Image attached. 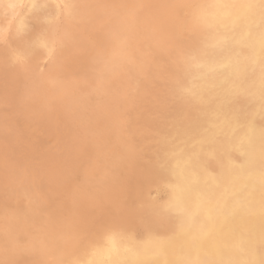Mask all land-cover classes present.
I'll list each match as a JSON object with an SVG mask.
<instances>
[{"label":"rangeland","instance_id":"rangeland-1","mask_svg":"<svg viewBox=\"0 0 264 264\" xmlns=\"http://www.w3.org/2000/svg\"><path fill=\"white\" fill-rule=\"evenodd\" d=\"M23 1H24V3H23ZM137 1L138 0H114V1L113 0H105V1L104 0L103 1L102 0H100V1L99 0H93V1L92 0L91 1L90 0H56V1L55 0H26V1L21 0L20 3H18L16 5H12L7 0L6 1L0 0V23H1L0 24V35H1L0 36V64H1L0 76H3L2 78L0 77V83H1L0 84V93H2V94H0V118L2 119V120L0 119V129H1L0 130L1 131L0 132V155H1L0 156V167H1L0 168V171H1L0 172L1 173L0 174V218H1L0 220H2V221H0V230H1L0 236H2V237H0V251L1 250L4 251V252L3 251L0 252V257H1L0 258V262H1L0 264H15V263L16 264H52V263L53 264H55V263L56 264H76V263L77 264H145V262H147V264H170L171 254H169V250H171L173 248L175 249V247H176V249H175V252H176L175 253V255H176L175 263L179 264V262H180V264H192L191 263V257L189 256L190 254L182 246H178V245H180V243H179L180 234L189 233L190 229L192 228V223H193L192 221L194 219L193 217L195 216V214H192V216L188 215L189 213L184 211V208H183V207H185V202H184L185 191H186L185 188L191 187L192 184H191V178H190L191 175L189 173H187L186 175L184 174L183 169H181L182 168L181 163H188L189 168L192 171H194L195 173L197 172L196 174L199 175V181L201 180L198 183L219 189L218 191L226 188L225 191L227 190L226 192H228V195L226 196L225 201H226V205H229L230 208H228L227 210H225L223 208L221 211H222V214L224 216L229 211L226 216L230 215L229 216V222L230 223L233 224L232 221H234L239 215H242L244 213V210L242 207V205H244L243 204V196H242V198L237 197V195H234V191H233L235 189L234 187L238 186L237 185V183H238L237 178H240L241 176L244 177L246 172H248L244 178L249 179V182H251L255 185L258 183L257 179L256 178L252 179V176L250 175L251 171H249V170L255 168V171H253V172H255L257 174H260L262 171L264 172V167H263L264 166V163H263L264 162V147H263L264 146V138H262V139L260 138V135H261V137L262 136L264 137V130H263L264 129V122H263L264 121V117H263L264 116V89H263L264 88V71H263L264 70V66H263L264 65V56H263L264 55V36L262 35V32L258 33V32H260L259 29L260 30H261V28L264 29V24H263V22H264V14H263V12H264V5H263L264 0H263V3H262V0H253V1L252 0H249V1L248 0H193V1L192 0H186V1H188V3L185 0H174V1L173 0H153V1L152 0H145V1L139 0L138 2ZM150 1H151V3H150ZM179 1H180V3H179ZM148 2L150 3L149 5H148ZM181 2L183 4H181ZM116 3H118V4H116ZM158 3L159 4L161 3V4L159 5ZM257 3H258V5H257ZM46 4H48V6H46ZM175 4H177L176 6L178 7V10H176L177 7L175 6ZM32 5H33V7H32ZM179 5H182L181 9H180ZM187 5L189 7H187ZM261 6H263V7H261ZM34 7H36V8H34ZM150 7H151V9H150ZM166 8H168V9H166ZM164 9H165V11H164ZM40 10H43V11H40ZM106 10L108 12H106ZM259 11H261V13H258ZM79 12H80V14H79ZM42 13H43V15H42ZM177 14H178V16H177ZM91 15H93V16H91ZM98 15H100V17H97ZM44 16H45V18H44ZM132 16H134V17H132ZM7 18H9V19H7ZM35 20L36 21L38 20V21L36 22ZM240 21H242V22H240ZM40 23L41 24L43 23V24L41 25ZM169 23H172L173 25L169 24ZM32 24H33V26H32ZM242 24H243V26H242ZM38 25H40V27ZM104 25H106V26H104ZM124 25L128 26L127 28H128V35L129 36H128V38H126L124 49H125V53L129 57V60H128L129 62H126V64H123V65L121 64V65L115 66L114 55H116L117 49L119 47L117 40H116V39H118V37H116V32L121 27H123ZM170 25L174 29L176 28L177 30L176 29L174 30ZM23 26H25L27 28H23ZM227 26H228V29H227ZM192 28H194L196 31ZM78 29H79V31H78ZM83 29H84V31H83ZM96 29H98V30H96ZM240 29H242V30H240ZM243 29H244V31H243ZM8 30H10V31H8ZM23 30H25V31H23ZM168 30L170 33L168 32ZM220 30H221V32H220ZM164 31H165V33H164ZM171 31H175L176 33L175 32L171 33ZM213 31H214V33H212ZM22 32L24 34H22ZM241 32H243V33L241 34ZM37 33H38V35H37ZM190 33H192V35ZM235 33H237V34H235ZM160 34H162V35H160ZM257 34H259V35L261 34V35L259 36ZM198 35H199V37H198ZM40 36H41V38H40ZM91 37L93 38V40ZM97 37H99V38H97ZM122 37H121V39H122ZM5 38H7V39H5ZM14 38H16V39H14ZM19 38H20V40H18ZM235 38H237V39H235ZM24 39H25V41H24ZM233 39H235V40H233ZM34 40H35V43H34ZM178 40H179V43L177 42ZM209 41H210V43H209ZM113 42H114V44H113ZM79 43L81 46L79 45ZM148 43H150V44H148ZM218 43H221V44H218ZM15 44H16V46H15ZM129 44H131V45H129ZM66 45L68 46V48ZM95 45H96V47H95ZM178 45H180V46H178ZM191 45H193V46H191ZM149 46H151L152 48ZM160 47H161V49H160ZM174 47H175V49H174ZM206 47H208V48H206ZM217 47H219V48H217ZM223 47H224V49H223ZM254 47L258 48L257 52L254 51V49H255ZM74 48H75V50H74ZM231 48H232V50H231ZM239 48L242 50H240ZM34 49H37V50L34 51ZM79 49H81V50L79 51ZM100 49H102V50H100ZM167 49H168V51H167ZM203 49H204V51H203ZM19 50H21V51H19ZM70 50H73V51H70ZM108 50H110V51H108ZM225 50L226 51L228 50V52H225ZM244 50H245V52H244ZM57 51H59V52H57ZM55 52H57V53H55ZM213 52H214V54H213ZM49 53H50V55H48ZM60 53H61V55H59ZM144 53L146 54V56ZM226 53L228 55H225ZM22 54H25L24 56L27 55L28 57L26 56L24 58V56ZM76 54H77V56H76ZM133 54H135V55H133ZM215 54H216V56H215ZM66 55H68V56L66 57ZM195 56H196V58H195ZM58 57H60V58H58ZM224 57H226V58L224 59ZM200 58H201V60H199ZM211 58H212V60H210ZM9 59H10V61H9ZM86 59H88V60H86ZM206 60H208V61H206ZM54 61H55V63H54ZM215 61H217V65L215 64L216 63ZM260 61H261V63H260ZM219 62H220V64H219ZM168 63H170V64H168ZM129 64H130V67H129ZM23 65H25V66H23ZM26 66L27 67L29 66V67L27 68ZM102 66L106 69H104ZM171 66L173 67L175 72L173 71ZM248 67H249V69H248ZM163 68H165V69H163ZM231 68H233V69H231ZM240 68H241V70H240ZM255 69L257 71H255ZM68 70H69V72H68ZM95 70L97 72L98 71L99 72L97 73ZM119 70H120V72H119ZM152 70H154V73ZM163 70H166V71H163ZM113 71H114V74H113ZM223 71H225V72H223ZM101 72L103 75H101ZM45 73H46V75H45ZM51 73L53 75H51ZM214 73L218 76H216ZM231 73L234 75H232ZM238 73H239V75H237ZM209 74L211 75L212 78L210 77ZM212 74H214V75L212 76ZM256 74H257V76H256ZM74 75H76V76H74ZM164 75L167 77V80H166V77ZM97 76H98V78H97ZM227 76H229V77H227ZM79 77H81V78H79ZM139 77H140V79H139ZM74 78H76V79H74ZM156 78L161 79V81L156 79ZM219 78H221V79L219 80ZM244 79H245V81H244ZM195 80H196V82H193ZM248 80H250V81H248ZM135 81H136V84H135ZM191 81L195 84H193ZM229 81H231V82H229ZM242 81H244V83ZM12 82H14V83H12ZM56 82H58V83L56 84ZM212 82H213V84H212ZM189 83H192V84L190 85ZM222 83H223V85H222ZM235 84H236V86H235ZM5 85L7 88L5 87ZM174 85H176V86H174ZM180 85H181V87H180ZM44 86H46V87H44ZM103 86H104V88H103ZM187 86H189V87H187ZM61 87H63V89ZM115 87H117V89ZM120 87L122 89H120ZM165 87H166V89H165ZM202 87L203 88L206 87V88L203 89ZM252 87H253V89H252ZM1 88H2V91H1ZM201 88H202V90L200 91ZM224 89H225V92H224ZM228 89H230V93H229ZM173 90H175V91L173 92ZM231 90H233V91H231ZM118 91L120 92V95H119ZM156 91H158V92H156ZM195 91H196V93H195ZM211 91H213V92H211ZM29 92H30V94H29ZM93 92H98L100 94L93 93ZM197 92H199V93H197ZM217 92H218V94H217ZM127 93H129V94L127 95ZM204 93H205V95H204ZM79 94H81V95H79ZM82 94H83V96H82ZM159 94L161 96H159ZM43 95H44V97H43ZM221 95H222V97H220ZM257 95H258V97H257ZM150 96L152 98H150ZM259 96L262 98H260ZM4 98H5V100H4ZM40 98H41V100H40ZM130 98L134 101V103ZM207 98H209V99H207ZM8 99H9V101H7ZM36 99H38V101ZM78 99H79V101H78ZM87 99H89V100H87ZM258 99L260 101H258ZM155 100H156V102H155ZM207 100H209V101H207ZM255 100H257V101H255ZM242 101H243V103H242ZM167 102H169V103H167ZM187 102L188 103L190 102V104H188ZM210 102H211V104H210ZM90 105H91V107H90ZM100 105H102V106H100ZM124 105H125V107H124ZM196 105L201 107V108L203 107V109L197 107ZM214 105H215V107H214ZM95 106H96V109H95ZM104 106H106V107H104ZM110 106L112 109L110 108ZM163 106H164V108H163ZM193 106H195V107H193ZM255 106H256V108H255ZM217 107H219V108H217ZM251 107L252 108L254 107V108L251 109ZM59 108L61 109V111L59 110ZM195 108H196V110H195ZM224 108H226V111ZM176 109H177V111H176ZM13 110L15 111V113ZM62 110H63V112H62ZM94 110H96V112H94ZM7 111L9 113H7ZM56 112H57V114H54ZM161 112H162V114H161ZM242 112H243V114H242ZM250 112L253 114H251ZM36 113H37V115H36ZM95 113H96V116H95ZM99 113H101V114L99 115ZM181 113H183V114H181ZM198 113H200V114L198 115ZM221 113H223V114H221ZM232 113H233V115H232ZM14 114H16V115H14ZM72 114H74V115H72ZM170 114H171V116H170ZM160 115H162V116H160ZM185 115H186V117H185ZM243 115H244V117H243ZM84 117H86V118L84 119ZM92 117H93V119H92ZM220 117H221V119H220ZM20 118H22V120ZM49 118H50V120H49ZM80 118H81V120H80ZM144 118H146V119H144ZM197 118H200V119H197ZM67 119H69V120H67ZM155 119H156V121H155ZM98 120L100 121V123ZM141 120L143 121V123ZM195 120L197 121V123L195 122ZM149 121H152V124ZM201 121H203V122H201ZM67 122H68V124H67ZM191 122H193V123H191ZM207 122H209L210 125ZM58 123H59V126H58ZM77 123H78V126H77ZM89 123H91V124H89ZM54 124H55V127H54ZM62 124H63V126H62ZM117 124H118V126H117ZM236 124L237 125L239 124V125L237 126ZM64 125L65 126L67 125V126L65 127ZM171 125H172V127H171ZM124 126H126V127H124ZM247 126H249V127L247 128ZM24 127H26V128H24ZM37 127H38V129H37ZM67 127L70 129V131ZM76 127H78V128L75 129ZM253 127L257 128L258 133L256 132V129H254ZM141 128H143V129H141ZM175 128H176V130H175ZM243 128H245V129H243ZM19 129H20V131H19ZM151 129L153 131H151ZM208 129H209V131H208ZM108 130H109V132H108ZM185 130H187V131H185ZM262 130H263V132H262ZM88 131H89V133H88ZM200 131L202 133H204L205 135L201 134ZM234 131H236V132H234ZM7 132H9V133H7ZM72 132H74V133H72ZM175 132H178V133L182 132V133H180L181 135H179V134L177 135V133H175ZM237 132H239V133H237ZM17 133H18V135H17ZM19 133H21V134H19ZM149 133H150V135H149ZM167 133L168 134L170 133L169 136ZM191 133L193 136L191 135ZM255 133L258 135H256ZM85 134L87 136H84ZM252 134H254V136ZM54 135H56V136H54ZM175 136H177V137H175ZM207 136H208V138H207ZM93 137H95V138H93ZM99 137H101V138H99ZM140 137H143V138H140ZM145 137H147V138H145ZM186 137H189V138H186ZM120 138H121V140H120ZM134 138H137V139H134ZM251 138H252V140H251ZM54 139H56V140H54ZM76 139H77V141H76ZM100 139H102V140H100ZM187 139H189V140H187ZM255 139L257 141H255ZM3 140H6V141H3ZM136 140H138V141H136ZM90 141H91V143H90ZM171 141H172V144H170ZM185 141H186V143H185ZM213 141H214V143H213ZM215 141H216V143H215ZM218 141H219V143H218ZM220 141H221V143H220ZM251 141H253V142L251 143ZM182 142H184V143H182ZM20 143L22 146L20 145ZM75 143H79V144H75ZM136 143H137V145H136ZM212 143L214 146L211 145ZM82 144L85 145V148H84V145H82ZM88 144H90V146H88ZM196 144H197V146H196ZM188 145H189V147H188ZM201 145H202V148H201ZM256 145H258V146H256ZM28 146H30V147H28ZM153 146L154 147L156 146L158 149L156 147L154 148ZM168 146H169V148H168ZM209 146H211L212 148ZM220 146L223 149L220 148ZM223 146H225V147H223ZM242 146H243V148H242ZM249 146H250V148H249ZM119 147H120V149H119ZM135 147H137V148H135ZM174 147L175 148L177 147V148L175 149ZM207 147H208V149H207ZM257 147H258V151L256 150ZM87 148H89V149H87ZM160 148H163V149L161 150ZM170 148H172V149H170ZM262 148H263V150H260ZM1 149H2V151H1ZM246 149L249 150V152ZM66 150H67V152H66ZM82 150H84V151H82ZM95 150L97 152H95ZM147 150H149V151H147ZM254 150H256V151L254 152ZM18 151L20 153H18ZM46 151H47V153H46ZM150 151H151V153H150ZM185 151H187V153ZM196 151H198V152H196ZM239 151H241V153H239ZM245 151L247 153H245ZM228 152L229 153L232 152V153L229 154ZM44 153H45V155H44ZM252 153H254V154H252ZM151 154H153V155H151ZM232 154H235V155H232ZM261 154H262V156H261ZM4 155H5V157H4ZM49 155H50V157L52 155V157L50 158ZM88 155H89V157H88ZM155 155H157V156H155ZM179 155L181 156V158ZM249 155H250V157H249ZM189 156H190V159H189ZM26 157H27V160H26ZM38 157H40V158H38ZM66 157H68L69 159ZM203 157H204V159H203ZM220 157H222V158H220ZM228 157H230V159ZM248 157L251 159L249 160ZM259 157H262V158L260 159ZM31 158H32V162H31ZM169 158H171V159H169ZM182 158L184 160H182V162H181ZM225 159H227V160L225 161ZM62 160H63V162H61ZM191 160H192V162H191ZM209 160H211V161H209ZM34 161H36V162L34 163ZM72 161H74V162H72ZM26 162H27V164H26ZM75 162H76V164H75ZM132 162H133V164H131ZM168 162H169V164H168ZM230 162H232V163H230ZM52 163H54V164H52ZM55 163H57V165ZM213 163H215V164H213ZM242 163L244 164V166ZM62 164H64V165H62ZM164 164H166V165H164ZM221 164H223L222 165L223 167L221 166ZM248 164H250V165L248 166ZM54 165H56V166H54ZM191 165L194 168H191ZM252 165H253V167H252ZM254 165H256V166H254ZM25 166H27V168ZM162 166H163V168H162ZM164 166H166V167H164ZM171 166H172V168H171ZM244 167H247V168H244ZM33 168H34V170H33ZM130 168H132L133 170L135 169V170L133 171ZM138 168H139V170H138ZM170 168H171V170H170ZM221 168L223 169V172L221 171L222 170ZM204 169H205V171H204ZM218 169H219V172H218ZM246 169H247V171L245 172L244 170H246ZM73 170L76 172H74ZM176 170H177V172H176ZM146 171H149V172L147 173ZM24 172H26V173H24ZM29 172L30 173L32 172L33 175H32V173L30 174ZM86 172H87V174H85ZM90 172H92V173H90ZM139 173H141V174L139 175ZM220 173H221V175H219ZM27 174H28V177H27ZM88 174H89V176H87ZM215 174H217V175H215ZM151 175H154V176H151ZM176 175H178V176H176ZM204 176L206 177V179ZM220 176H222V177H220ZM229 176H231V177L229 178ZM23 177H24V179H23ZM64 177H66V178H64ZM173 177H175V178H173ZM187 177L190 179H188ZM225 177L228 180H225L226 179ZM61 178H64V179H61ZM155 178H156V180L158 179L157 180L158 184H156L157 182H156ZM221 178L224 180H222ZM77 179H79V180H77ZM165 179H167V180H165ZM151 180H152V182H150ZM181 180L183 183H181ZM225 182L228 183L229 186L227 184H225ZM25 183H27V184H25ZM168 183H170V184H168ZM235 183H236V185H235ZM150 184H151V186H150ZM179 184H180V186H179ZM7 185H9V186H7ZM67 185H69V186H67ZM146 185H147V187H146ZM246 187H247V183H246ZM38 188H40V189H38ZM41 188H42V190H41ZM30 189H31V192H30ZM54 189H56V190H54ZM132 189H134V190H132ZM40 191H41L42 196L40 195ZM149 191H150V193H149ZM66 192H67V194H66ZM120 193H121V195H120ZM182 193H183V195H182ZM117 194H119V195H117ZM129 194H132V195L129 196ZM44 195H46V196H44ZM59 195L60 196L62 195L61 196L62 198ZM134 195H135V197H134ZM141 195H142V197H141ZM1 196H2V199L4 198V201L1 199ZM6 196H8V197H6ZM75 197H76V199H75ZM113 197H114V199H113ZM125 197H126V199L128 197V199L126 200ZM128 200L130 201V203ZM227 200H228V202H227ZM2 201L4 203H2ZM45 201L48 203H46ZM19 202L21 204H19ZM115 202H118V203H115ZM146 204H147V207H146ZM109 205H111V208L109 207ZM141 206H143V207H141ZM171 206H172V208H170ZM213 206L212 205L209 206V211H210L211 215L216 211L213 208ZM88 207H89V209H88ZM41 208H42V210H41ZM113 208H114V210H113ZM48 209L50 211H48ZM138 209H140V210H138ZM12 210L14 212H12ZM63 210H64V212H63ZM211 210H213V211H211ZM54 211H55V213H57L56 215H55V213H53ZM109 211H110V213H109ZM121 211H122V213H121ZM125 211H126V213H125ZM198 211H200V208H198L196 212H198ZM77 212L78 213L80 212L81 214L80 213L78 214ZM123 212H124V214H123ZM137 212L138 213L141 212V213L138 214ZM19 213H21V215H19ZM127 213H128V215L129 214L130 215L128 216ZM180 213H182V214H180ZM12 214L13 215L15 214V215L13 216ZM106 214L108 215V217ZM136 214H138V215L136 216ZM263 214H264L263 210L257 209V216L258 217H261V216L264 217ZM11 215L13 216V218ZM58 215H59V217H58ZM110 215H112V216H110ZM2 216L4 217V219ZM31 216H35V217L32 218ZM104 216H105V218H104ZM171 216H172V218H171ZM159 217H160V219H159ZM101 218H103V219H101ZM107 218H109V220H107ZM161 218H162V220H161ZM11 219H13L14 224L11 221ZM24 219H26L25 220L26 222L24 221ZM133 219H135L134 222H133ZM163 219H165V221ZM15 220H16V222H15ZM90 220H92V221H90ZM179 220H180V222H179ZM109 221L111 223H107ZM177 221H178V223H177ZM263 222H264V220L263 221L261 220V221H259V224L253 223V225H252L251 236L254 239L253 253H254V257H255L252 264H264L263 263L264 262V257H263L264 254H262L260 252L264 248L263 247L264 246V240H263L264 239V232L261 233L262 230L264 231V226H263L264 223ZM133 223H134V225H133ZM179 223H180V225L183 223L181 225L183 228L179 225ZM160 224H161V226H160ZM166 224H168V225H166ZM176 224H177V226H176ZM184 224H185V226H184ZM6 225L9 226L8 227L9 230H8ZM83 225L86 227H84ZM94 225H96V228ZM131 225H133V227ZM82 226L85 229L82 228ZM104 226H106V227H104ZM91 227L92 228L94 227L93 228L94 230ZM174 227H175V229L176 228L177 229L176 230L173 229ZM100 228H102V229H100ZM25 229H27V230H25ZM159 229L161 230L162 233L160 232ZM28 230H29V232H28ZM69 230H70V232H69ZM95 230H97V231H95ZM122 230H125V231H122ZM180 230H181V232H179ZM19 231H20V233H19ZM49 232H54L55 234H57V236L60 240L59 245L55 248L54 251L50 250V252L46 255H39V254H36V253L29 251V246H30L31 241L37 243L40 239L43 238V236L46 233H49ZM92 232H94V233L98 232V235H94V233H92ZM106 232H107V235H106ZM165 232H166V235H165ZM22 233H23V235H22ZM26 233H27V235H26ZM31 233H32V235H31ZM37 233H38V235H37ZM85 233H86V235H85ZM87 233H88V235H87ZM91 233H92V235H91ZM100 233H101V235H100ZM122 233H124V235H122ZM155 233H156L157 237L155 236ZM234 233L237 234V236L239 237V241H240L239 247L241 246L240 249H242L243 248L242 246L244 245V241L247 240L249 238V236H245L242 232L235 231V230H234ZM241 233H242V235H241ZM258 233L260 236H258ZM35 235H36V237H35ZM78 235H80V236H78ZM37 236H39V237H37ZM92 237H94V238H92ZM262 237H263V239H262ZM35 239H37V240H35ZM98 242L100 244H98ZM86 243H88V244H86ZM120 243H122V245ZM68 244L70 246H68ZM257 244L259 247L257 246ZM261 244H262V246H261ZM254 246H257V247L255 248ZM9 248H11V249H9ZM68 248H69V250H68ZM15 249H16V251H15ZM73 249H74V251H73ZM88 249H90V250H88ZM84 250L87 251V253ZM227 250H228L227 245H224L223 248L221 245H218V247H217V254L219 255V263L218 264H221V263L225 264L226 263L223 261L226 258H225V256H222V255L223 254L228 255V254H225V251H227ZM166 251H168V253ZM66 252H68V253H66ZM256 252H258V253H256ZM4 253H5V255H4ZM69 253H70V255H68ZM183 253H184V255H183ZM50 254H52V255H50ZM66 254L68 256H66ZM163 255L165 257H163ZM168 257H170V258H168ZM70 258H71V260H70ZM11 260L13 262H11ZM259 260H262V261H259ZM197 262H198V264H206V263L209 264L210 263L209 261L206 262V261H200V260H198ZM229 263H230V261L227 262V264H229ZM171 264H174V263H171ZM230 264H234V263L231 262Z\"/></svg>","mask_w":264,"mask_h":264},{"label":"bare ground","instance_id":"bare-ground-1","mask_svg":"<svg viewBox=\"0 0 264 264\" xmlns=\"http://www.w3.org/2000/svg\"><path fill=\"white\" fill-rule=\"evenodd\" d=\"M6 1V0H5ZM10 4H12V5H16V4H18V3H20V1L21 0H7ZM26 1V0H25ZM56 1V0H55ZM91 1V0H90ZM93 1V0H92ZM100 1V0H99ZM103 1V0H102ZM105 1V0H104ZM114 1V0H113ZM139 1V0H138ZM137 1V2H138ZM145 1V0H144ZM153 1V0H152ZM174 1V0H173ZM186 1V0H185ZM193 1V0H192ZM249 1V0H248ZM253 1V0H252ZM36 2V1H35ZM60 2V1H59ZM108 2V1H107ZM136 2V1H135ZM142 2V1H141ZM159 2V1H158ZM187 3H188V1H186ZM23 3H24V1H23ZM48 3V2H47ZM121 3V2H120ZM126 3V2H125ZM143 3V2H142ZM150 3H151V1H150ZM149 2H148V5L150 4ZM165 3V2H164ZM179 3H180V1H179ZM262 3H263V0H262ZM26 4V3H25ZM49 4V3H48ZM48 4H46V6H48ZM100 4V3H99ZM116 4H118V3H116ZM159 4V3H158ZM161 4V3H160ZM159 4V5H160ZM167 4V3H166ZM165 4V5H166ZM170 4V3H169ZM181 4H183L182 2H181ZM261 4V3H260ZM9 5V4H8ZM11 5V6H12ZM24 5V4H23ZM139 5V4H138ZM164 5V4H163ZM168 5V4H167ZM177 4H175V6H176ZM186 5V4H185ZM257 5H258V3H257ZM264 5V4H263ZM36 6V5H35ZM140 6V5H139ZM156 6V5H155ZM154 6V7H155ZM172 6V5H171ZM180 6V9H181V6L182 5H179ZM5 7V6H4ZM15 7V6H14ZM32 7H33V5H32ZM43 7V6H42ZM99 7V6H98ZM120 7V6H119ZM128 7V6H127ZM177 7V6H176ZM184 7V6H183ZM187 7H189L188 5H187ZM261 7H263V6H261ZM34 8H36V7H34ZM33 8V9H34ZM89 8V7H88ZM101 8V7H100ZM162 8V7H161ZM234 8V7H233ZM32 9V10H33ZM44 9V8H43ZM91 9V8H90ZM103 9V8H102ZM110 9V8H109ZM121 9V8H120ZM124 9V8H123ZM150 9H151V7H150ZM166 9H168V8H166ZM174 9V8H173ZM191 9V8H190ZM236 9V8H235ZM37 10V9H36ZM104 10V9H103ZM143 10V9H142ZM148 10V9H147ZM161 10V9H160ZM175 10V9H174ZM176 10H178V7H177V9ZM212 10V9H211ZM34 11V10H33ZM40 11H43V10H40ZM47 11V10H46ZM52 11V10H51ZM164 11H165V9H164ZM169 11V10H168ZM230 11V10H229ZM35 12V11H34ZM54 12V11H53ZM92 12V11H91ZM90 12V13H91ZM106 12H108L107 10H106ZM137 12V11H136ZM181 12V11H180ZM187 12V11H186ZM233 12V11H232ZM237 12V11H236ZM44 13V12H43ZM43 13H42V15H43ZM52 13V12H51ZM101 13V12H100ZM149 13V12H148ZM161 13V12H160ZM173 13V12H172ZM176 13V12H175ZM178 13V12H177ZM253 13V12H252ZM258 13H261V11H259ZM57 14V13H56ZM79 14H80V12H79ZM88 14V13H87ZM152 14V13H151ZM156 14V13H155ZM166 14V13H165ZM168 14V13H167ZM263 14H264V12H263ZM133 15V14H132ZM161 15V14H160ZM172 15V14H171ZM176 15V14H175ZM236 15V14H235ZM257 15V14H256ZM12 16V15H11ZM49 16V15H48ZM82 16V15H81ZM91 16H93V15H91ZM103 16V15H102ZM150 16V15H149ZM156 16V15H155ZM165 16V15H164ZM177 16H178V14H177ZM249 16V15H248ZM259 16V15H258ZM36 17V16H35ZM97 17H100V15H98ZM132 17H134V16H132ZM168 17V16H167ZM174 17V16H173ZM10 18V17H9ZM9 18H7V19H9ZM44 18H45V16H44ZM43 18V19H44ZM47 18V17H46ZM80 18V17H79ZM158 18V17H157ZM172 18V17H171ZM49 19V18H48ZM91 19V18H90ZM111 19V18H110ZM159 19V18H158ZM174 19V18H173ZM242 19V18H241ZM245 19V18H244ZM243 19V20H244ZM101 20V19H100ZM167 20V19H166ZM170 20V19H169ZM9 21V20H8ZM36 21V20H35ZM34 21V22H35ZM38 21V20H37ZM36 21V22H37ZM42 21V20H41ZM45 21V20H44ZM90 21V20H89ZM113 21V20H112ZM141 21V20H140ZM172 21V20H171ZM174 21V20H173ZM176 21V20H175ZM26 22V21H25ZM47 22V21H46ZM96 22V21H95ZM102 22V21H101ZM123 22V21H122ZM148 22V21H147ZM240 22H242V21H240ZM104 23V22H103ZM133 23V22H132ZM1 24V23H0ZM23 24V23H22ZM27 24V23H26ZM41 24V23H40ZM43 24V23H42ZM41 24V25H42ZM48 24V23H47ZM66 24V23H65ZM105 24V23H104ZM169 24H172V23H169ZM175 24V23H174ZM192 24V23H191ZM241 24V23H240ZM261 24V23H260ZM263 24H264V22H263ZM7 25V24H6ZM28 25V24H27ZM95 25V24H94ZM151 25V24H150ZM173 25V24H172ZM190 25V24H189ZM217 25V24H216ZM4 26V25H3ZM2 26V27H3ZM32 26H33V24H32ZM39 27H40V25H38ZM48 26V25H47ZM77 26V25H76ZM82 26V25H81ZM104 26H106V25H104ZM103 26V27H104ZM152 26V25H151ZM154 26V25H153ZM171 26V25H170ZM242 26H243V24H242ZM9 27V26H8ZM46 27V26H45ZM108 27V26H107ZM128 26L127 25H124L123 27H121L117 32H116V37H118V39H116L117 40V43H118V49H117V52H116V55H114V61H115V66H117V65H123V64H126V62H129L128 60H129V57H128V55L125 53V49H124V46H125V42H126V38H128V28H127ZM172 27V26H171ZM170 27V28H171ZM6 28V27H5ZM23 28H27V27H25V26H23ZM22 28V29H23ZM80 28V27H79ZM82 28V27H81ZM89 28V27H88ZM95 28V27H94ZM99 28V27H98ZM131 28V27H130ZM137 28V27H136ZM165 28V27H164ZM173 28V27H172ZM21 29V30H22ZM57 29V28H56ZM174 29V28H173ZM176 29V28H175ZM174 29V30H175ZM192 29H194V28H192ZM227 29H228V26H227ZM96 30H98V29H96ZM108 30V29H107ZM115 30V29H114ZM172 30V29H171ZM177 30V29H176ZM195 30V29H194ZM193 30V31H194ZM198 30V29H197ZM214 30V29H213ZM218 30V29H217ZM240 30H242V29H240ZM8 31H10V30H8ZM23 31H25V30H23ZM40 31V30H39ZM78 31H79V29H78ZM83 31H84V29H83ZM104 31V30H103ZM148 31V30H147ZM196 31V30H195ZM201 31V30H200ZM243 31H244V29H243ZM258 31V30H257ZM259 31L260 32H258V33H261L262 32V35L264 36V29L263 28H261V30L259 29ZM42 32V31H41ZM40 32V33H41ZM82 32V31H81ZM91 32V31H90ZM89 32V33H90ZM140 32V31H139ZM155 32V31H154ZM168 32H169V30H168ZM172 32H175V31H171V33ZM192 32V31H191ZM211 32V31H210ZM220 32H221V30H220ZM237 32V31H236ZM3 33V32H2ZM164 33H165V31H164ZM170 33V32H169ZM176 33V32H175ZM198 33V32H197ZM201 33V32H200ZM203 33V32H202ZM212 33H214V31L212 32ZM228 33V32H227ZM230 33V32H229ZM243 32H241V34H242ZM251 33V32H250ZM22 34H24L23 32H22ZM84 34V33H83ZM92 34V33H91ZM96 34V33H95ZM98 34V33H97ZM145 34V33H144ZM155 34V33H154ZM157 34V33H156ZM168 34V33H167ZM191 35H192V33H190ZM226 34V33H225ZM235 34H237V33H235ZM37 35H38V33H37ZM124 35V36H123ZM159 35V34H158ZM157 35V36H158ZM160 35H162V34H160ZM169 35V34H168ZM172 35V34H171ZM180 35V34H179ZM188 35V34H187ZM217 35V34H216ZM221 35V34H220ZM257 35H259V34H257ZM261 35V34H260ZM259 35V36H260ZM1 36V35H0ZM35 36V35H34ZM71 36V35H70ZM94 36V35H93ZM123 36V37H122ZM133 36V35H132ZM218 36V35H217ZM236 36V35H235ZM27 37V36H26ZM33 37V36H32ZM62 37V36H61ZM76 37V36H75ZM83 37V36H82ZM95 37V36H94ZM100 37V36H99ZM99 37H97V38H99ZM121 37H122V39H121ZM159 37V36H158ZM157 37V38H158ZM168 37V36H167ZM173 37V36H172ZM179 37V36H178ZM191 37V36H190ZM198 37H199V35H198ZM213 37V36H212ZM215 37V36H214ZM234 37V36H233ZM249 37V36H248ZM255 37V36H254ZM253 37V38H254ZM17 38V37H16ZM16 38H14V39H16ZM25 38V37H24ZM34 38V37H33ZM37 38V37H36ZM40 38H41V36H40ZM92 38V37H91ZM156 38V39H157ZM176 38V37H175ZM195 38V37H194ZM239 38V37H238ZM256 38V37H255ZM5 39H7V38H5ZM69 39V38H68ZM82 39V38H81ZM178 39V38H177ZM235 39H237V38H235ZM235 39H233V40H235ZM250 39V38H249ZM11 40V39H10ZM18 40H20V38L18 39ZM59 40V39H58ZM78 40V39H77ZM92 40H93V38H92ZM95 40V39H94ZM102 40V39H101ZM132 40V39H131ZM141 40V39H140ZM165 40V39H164ZM174 40V39H173ZM186 40V39H185ZM188 40V39H187ZM190 40V39H189ZM24 41H25V39H24ZM27 41V40H26ZM91 41V40H90ZM136 41V40H135ZM150 41V40H149ZM183 41V40H182ZM192 41V40H191ZM231 41V40H230ZM229 41V42H230ZM2 42V41H1ZM15 42V41H14ZM21 42V41H20ZM48 42V41H47ZM62 42V41H61ZM81 42V41H80ZM92 42V41H91ZM95 42V41H94ZM138 42V41H137ZM136 42V43H137ZM158 42V41H157ZM178 43H179V40L177 41ZM176 42V43H177ZM188 42V41H187ZM194 42V41H193ZM227 42V41H226ZM34 43H35V40H34ZM33 43V44H34ZM49 43V42H48ZM65 43V42H64ZM83 43V42H82ZM159 43V42H158ZM157 43V44H158ZM172 43V42H171ZM185 43V42H184ZM209 43H210V41H209ZM223 43V42H222ZM14 44V43H13ZM62 44V43H61ZM88 44V43H87ZM113 44H114V42H113ZM139 44V43H138ZM148 44H150V43H148ZM156 44V45H157ZM166 44V43H165ZM168 44V43H167ZM174 44V43H173ZM172 44V45H173ZM218 44H221V43H218ZM233 44V43H232ZM5 45V44H4ZM25 45V44H24ZM28 45V44H27ZM26 45V46H27ZM30 45V44H29ZM79 45H80V43H79ZM86 45V44H85ZM129 45H131V44H129ZM184 45V44H183ZM182 45V46H183ZM15 46H16V44H15ZM67 46V45H66ZM75 46V45H74ZM81 46V45H80ZM94 46V45H93ZM99 46V45H98ZM154 46V45H153ZM175 46V45H174ZM178 46H180V45H178ZM191 46H193V45H191ZM216 46V45H215ZM221 46V45H220ZM224 46V45H223ZM20 47V46H19ZM29 47V46H28ZM32 47V46H31ZM36 47V46H35ZM63 47V46H62ZM95 47H96V45H95ZM100 47V46H99ZM98 47V48H99ZM149 47H151V46H149ZM155 47V46H154ZM177 47V46H176ZM234 47V46H233ZM237 47V46H236ZM16 48V47H15ZM26 48V47H25ZM33 48V47H32ZM37 48V47H36ZM54 48V47H53ZM65 48V47H64ZM63 48V49H64ZM67 48H68V46H67ZM77 48V47H76ZM80 48V47H79ZM131 48V47H130ZM147 48V47H146ZM152 48V47H151ZM206 48H208V47H206ZM217 48H219V47H217ZM255 48V47H254ZM19 49V48H18ZM30 49V48H29ZM28 49V50H29ZM45 49V48H44ZM73 49V48H72ZM108 49V48H107ZM158 49V48H157ZM160 49H161V47H160ZM171 49V48H170ZM174 49H175V47H174ZM213 49V48H212ZM223 49H224V47H223ZM240 49V48H239ZM26 50V49H25ZM35 50H37V49H34V51ZM56 50V49H55ZM65 50V49H64ZM74 50H75V48H74ZM81 49H79V51H80ZM100 50H102V49H100ZM99 50V51H100ZM149 50V49H148ZM172 50V49H171ZM229 50V49H228ZM228 50L226 51L225 50V52H228ZM231 50H232V48H231ZM240 50H242V49H240ZM19 51H21V50H19ZM70 51H73V50H70ZM84 51V50H83ZM92 51V50H91ZM108 51H110V50H108ZM107 51V52H108ZM135 51V50H134ZM158 51V50H157ZM167 51H168V49H167ZM203 51H204V49H203ZM202 51V52H203ZM206 51V50H205ZM221 51V50H220ZM247 51V50H246ZM253 51V50H252ZM254 51H258V48H255L254 49ZM27 52V51H26ZM32 52V51H31ZM57 52H59V51H57ZM57 52H55V53H57ZM94 52V51H93ZM127 52V51H126ZM162 52V51H161ZM177 52V51H176ZM244 52H245V50H244ZM41 53V52H40ZM45 53V52H44ZM99 53V52H98ZM160 53V52H159ZM175 53V52H174ZM199 53V52H198ZM209 53V52H208ZM219 53V52H218ZM217 53V54H218ZM232 53V52H231ZM261 53V52H260ZM27 54V53H26ZM70 54V53H69ZM100 54V53H99ZM145 54V53H144ZM161 54V53H160ZM166 54V53H165ZM197 54V53H196ZM207 54V53H206ZM213 54H214V52H213ZM220 54V53H219ZM23 56L25 55V54H22ZM48 55H50V53L48 54ZM59 55H61V53L59 54ZM133 55H135V54H133ZM143 55V54H142ZM153 55V54H152ZM157 55V54H156ZM181 55V54H180ZM209 55V54H208ZM212 55V54H211ZM225 55H228L227 53L225 54ZM248 55V54H247ZM27 56V55H26ZM26 56H24V58L26 57ZM31 56V55H30ZM29 56V57H30ZM68 55H66V57H67ZM76 56H77V54H76ZM145 56H146V54H145ZM148 56V55H147ZM158 56V55H157ZM210 56V55H209ZM215 56H216V54H215ZM246 56V55H245ZM264 56V55H263ZM28 57V56H27ZM39 57V56H38ZM106 57V56H105ZM180 57V56H179ZM206 57V56H205ZM214 57V56H213ZM218 57V56H217ZM58 58H60V57H58ZM65 58V57H64ZM69 58V57H68ZM85 58V57H84ZM155 58V57H154ZM175 58V57H174ZM195 58H196V56H195ZM220 58V57H219ZM226 57H224V59H225ZM228 58V57H227ZM37 59V58H36ZM45 59V58H44ZM149 59V58H148ZM204 59V58H203ZM209 59V58H208ZM262 59V58H261ZM5 60V59H4ZM35 60V59H34ZM71 60V59H70ZM86 60H88V59H86ZM109 60V59H108ZM177 60V59H176ZM196 60V59H195ZM198 60V59H197ZM199 60H201V58L199 59ZM210 60H212V58L210 59ZM239 60V59H238ZM7 61V60H6ZM9 61H10V59H9ZM69 61V60H68ZM73 61V60H72ZM97 61V60H96ZM151 61V60H150ZM161 61V60H160ZM165 61V60H164ZM180 61V60H179ZM194 61V60H193ZM192 61V62H193ZM206 61H208V60H206ZM244 61V60H243ZM28 62V61H27ZM53 62V61H52ZM167 62V61H166ZM191 62V63H192ZM199 62V61H198ZM216 63V65H217V61H215ZM245 62V61H244ZM243 62V63H244ZM263 62V61H262ZM23 63V62H22ZM29 63V62H28ZM27 63V64H28ZM54 63H55V61H54ZM88 63V62H87ZM137 63V62H136ZM152 63V62H151ZM194 63V62H193ZM200 63V62H199ZM212 63V62H211ZM257 63V62H256ZM255 63V64H256ZM260 63H261V61H260ZM9 64V63H8ZM7 64V65H8ZM18 64V63H17ZM26 64V65H27ZM95 64V63H94ZM103 64V63H102ZM168 64H170V63H168ZM175 64V63H174ZM180 64V63H179ZM219 64H220V62H219ZM223 64V63H222ZM259 64V63H258ZM21 65V64H20ZM58 65V64H57ZM65 65V64H64ZM141 65V64H140ZM173 65V64H172ZM212 65V64H211ZM245 65V64H244ZM0 66H1V64H0ZM13 66V65H12ZM23 66H25V65H23ZM137 66V65H136ZM166 66V65H165ZM206 66V65H205ZM209 66V65H208ZM215 66V65H214ZM243 66V65H242ZM250 66V65H249ZM264 66V65H263ZM5 67V66H4ZM3 67V68H4ZM27 67V66H26ZM29 67V66H28ZM27 67V68H28ZM103 67V66H102ZM129 67H130V64H129ZM170 67V66H169ZM172 67V66H171ZM203 67V66H202ZM227 67V66H226ZM20 68V67H19ZM26 68V69H27ZM55 68V67H54ZM58 68V67H57ZM104 68V67H103ZM109 68V67H108ZM154 68V67H153ZM229 68V67H228ZM242 68V67H241ZM241 68H240V70H241ZM1 69V68H0ZM25 69V68H24ZM60 69V68H59ZM79 69V68H78ZM104 69H106V68H104ZM138 69V68H137ZM163 69H165V68H163ZM172 69H173V67H172ZM199 69V68H198ZM231 69H233V68H231ZM248 69H249V67H248ZM257 69V68H256ZM255 69V71H257ZM7 70V69H6ZM5 70V71H6ZM93 70V69H92ZM123 70V69H122ZM181 70V69H180ZM179 70V71H180ZM191 70V69H190ZM202 70V69H201ZM220 70V69H219ZM229 70V69H228ZM247 70V69H246ZM254 70V69H253ZM24 71V70H23ZM62 71V70H61ZM96 71V70H95ZM149 71V70H148ZM153 71V73H154V70H152ZM163 71H166V70H163ZM173 71H174V69H173ZM193 71V70H192ZM214 71V70H213ZM232 71V70H231ZM230 71V72H231ZM248 71V70H247ZM254 71V72H255ZM262 71V70H261ZM264 71V70H263ZM262 71V72H263ZM7 72V71H6ZM22 72V71H21ZM49 72V71H48ZM53 72V71H52ZM68 72H69V70H68ZM97 72V71H96ZM99 72V71H98ZM97 72V73H98ZM118 72V71H117ZM119 72H120V70H119ZM128 72V71H127ZM172 72V71H171ZM175 72V71H174ZM181 72V71H180ZM221 72V71H220ZM223 72H225V71H223ZM66 73V72H65ZM130 73V72H129ZM137 73V72H136ZM147 73V72H146ZM163 73V72H162ZM166 73V72H165ZM177 73V72H176ZM233 73V72H232ZM231 73V74H232ZM247 73V72H246ZM70 74V73H69ZM113 74H114V71H113ZM120 74V73H119ZM122 74V73H121ZM171 74V73H170ZM191 74V73H190ZM211 74V73H210ZM209 74V75H210ZM215 74V73H214ZM214 74H212V76L214 75ZM222 74V73H221ZM19 75V74H18ZM41 75V74H40ZM45 75H46V73H45ZM51 75H53L52 73H51ZM101 75H103L102 74V72H101ZM118 75V74H117ZM150 75V74H149ZM163 75V74H162ZM172 75V74H171ZM216 75V74H215ZM232 75H234V74H232ZM237 75H239V73L237 74ZM244 75V74H243ZM10 76V75H9ZM16 76V75H15ZM74 76H76V75H74ZM105 76V75H104ZM109 76V75H108ZM127 76V75H126ZM165 76V75H164ZM216 76H218V75H216ZM256 76H257V74H256ZM1 78L3 77V76H0ZM43 77V76H42ZM123 77V76H122ZM166 77V76H165ZM181 77V76H180ZM210 77H211V75H210ZM227 77H229V76H227ZM226 77V78H227ZM232 77V76H231ZM235 77V76H234ZM11 78V77H10ZM79 78H81V77H79ZM84 78V77H83ZM92 78V77H91ZM97 78H98V76H97ZM114 78V77H113ZM132 78V77H131ZM207 78V77H206ZM212 78V77H211ZM255 78V77H254ZM41 79V78H40ZM68 79V78H67ZM72 79V78H71ZM74 79H76V78H74ZM78 79V78H77ZM139 79H140V77H139ZM156 79H158V78H156ZM155 79V80H156ZM216 79V78H215ZM221 78H219V80H220ZM228 79V78H227ZM251 79V78H250ZM253 79V78H252ZM43 80V79H42ZM109 80V79H108ZM114 80V79H113ZM127 80V79H126ZM158 80H160L161 81V79H158ZM166 80H167V77H166ZM172 80V79H171ZM200 80V79H199ZM206 80V79H205ZM211 80V79H210ZM213 80V79H212ZM225 80V79H224ZM234 80V79H233ZM236 80V79H235ZM254 80V79H253ZM258 80V79H257ZM263 80V79H262ZM12 81V80H11ZM25 81V80H24ZM44 81V80H43ZM90 81V80H89ZM102 81V80H101ZM121 81V80H120ZM138 81V80H137ZM214 81V80H213ZM228 81V80H227ZM244 81H245V79H244ZM244 81H242L243 83H244ZM248 81H250V80H248ZM23 82V81H22ZM105 82V81H104ZM113 82V81H112ZM187 82V81H186ZM192 82V81H191ZM193 82H196V80L195 81H193ZM192 82V83H193ZM205 82V81H204ZM209 82V81H208ZM226 82V81H225ZM229 82H231V81H229ZM235 82V81H234ZM12 83H14V82H12ZM18 83V82H17ZM26 83V82H25ZM58 82H56V84H57ZM69 83V82H68ZM99 83V82H98ZM114 83V82H113ZM124 83V82H123ZM154 83V82H153ZM192 83H189L190 85L192 84ZM1 84V83H0ZM6 84V83H5ZM16 84V83H15ZM49 84V83H48ZM109 84V83H108ZM135 84H136V81H135ZM182 84V83H181ZM193 84H195V83H193ZM212 84H213V82H212ZM215 84V83H214ZM230 84V83H229ZM228 84V85H229ZM234 84V83H233ZM241 84V83H240ZM246 84V83H245ZM18 85V84H17ZM16 85V86H17ZM88 85V84H87ZM106 85V84H105ZM112 85V84H111ZM157 85V84H156ZM186 85V84H185ZM189 85V86H190ZM202 85V84H201ZM222 85H223V83H222ZM66 86V85H65ZM174 86H176V85H174ZM178 86V85H177ZM189 86H187V87H189ZM208 86V85H207ZM206 86V87H207ZM231 86V85H230ZM235 86H236V84H235ZM234 86V87H235ZM4 87V86H3ZM5 87H6V85H5ZM21 87V86H20ZM44 87H46V86H44ZM49 87V86H48ZM51 87V86H50ZM87 87V86H86ZM118 87V86H117ZM117 87H115L116 89H117ZM167 87V86H166ZM166 87H165V89H166ZM171 87V86H170ZM169 87V88H170ZM180 87H181V85H180ZM204 87V86H203ZM202 87V88H203ZM205 87V88H206ZM243 87V86H242ZM248 87V86H247ZM256 87V86H255ZM254 87V88H255ZM7 88V87H6ZM62 89H63V87H61ZM76 88V87H75ZM103 88H104V86H103ZM150 88V87H149ZM168 88V87H167ZM173 88V87H172ZM195 88V87H194ZM202 88L200 89V91L202 90ZM205 88H203V89H205ZM209 88V87H208ZM213 88V87H212ZM236 88V87H235ZM11 89V88H10ZM14 89V88H13ZM16 89V88H15ZM25 89V88H24ZM50 89V88H49ZM66 89V88H65ZM73 89V88H72ZM106 89V88H105ZM120 89H122L121 87H120ZM133 89V88H132ZM153 89V88H152ZM174 89V88H173ZM222 89V88H221ZM242 89V88H241ZM252 89H253V87H252ZM264 89V88H263ZM71 90V89H70ZM99 90V89H98ZM160 90V89H159ZM212 90V89H211ZM229 90V93H230V89H228ZM235 90V89H234ZM248 90V89H247ZM1 91H2V88H1ZM6 91V90H5ZM17 91V90H16ZM26 91V90H25ZM49 91V90H48ZM110 91V90H109ZM124 91V90H123ZM137 91V90H136ZM161 91V90H160ZM175 90H173V92H174ZM198 91V90H197ZM207 91V90H206ZM218 91V90H217ZM220 91V90H219ZM231 91H233V90H231ZM241 91V90H240ZM251 91V90H250ZM23 92V91H22ZM43 92V91H42ZM60 92V91H59ZM79 92V91H78ZM119 92V91H118ZM131 92V91H130ZM156 92H158V91H156ZM208 92V91H207ZM211 92H213V91H211ZM223 92V91H222ZM221 92V93H222ZM224 92H225V89H224ZM249 92V91H248ZM262 92V91H261ZM11 93V92H10ZM21 93V92H20ZM49 93V92H48ZM57 93V92H56ZM71 93V92H70ZM73 93V92H72ZM93 93H97V94H100V93H98V92H93ZM150 93V92H149ZM195 93H196V91H195ZM197 93H199V92H197ZM228 93V94H229ZM244 93V92H243ZM0 94H2V93H0ZM25 94V93H24ZM29 94H30V92H29ZM28 94V95H29ZM129 93H127V95H128ZM217 94H218V92H217ZM224 94V93H223ZM227 94V93H226ZM18 95V94H17ZM79 95H81V94H79ZM103 95V94H102ZM119 95H120V92H119ZM167 95V94H166ZM165 95V96H166ZM204 95H205V93H204ZM215 95V94H214ZM225 95V94H224ZM261 95V94H260ZM4 96V95H3ZM7 96V95H6ZM30 96V95H29ZM42 96V95H41ZM58 96V95H57ZM62 96V95H61ZM82 96H83V94H82ZM81 96V97H82ZM108 96V95H107ZM117 96V95H116ZM159 96H161L160 94H159ZM188 96V95H187ZM211 96V95H210ZM5 97V96H4ZM40 97V96H39ZM43 97H44V95H43ZM68 97V96H67ZM77 97V96H76ZM87 97V96H86ZM89 97V96H88ZM220 97H222V95L220 96ZM238 97V96H237ZM249 97V96H248ZM256 97V96H255ZM254 97V98H255ZM257 97H258V95H257ZM260 97V96H259ZM29 98V97H28ZM74 98V97H73ZM115 98V97H114ZM123 98V97H122ZM148 98V97H147ZM150 98H152L151 96H150ZM155 98V97H154ZM177 98V97H176ZM204 98V97H203ZM217 98V97H216ZM227 98V97H226ZM247 98V97H246ZM245 98V99H246ZM260 98H262V97H260ZM3 99V98H2ZM18 99V98H17ZM16 99V100H17ZM30 99V98H29ZM32 99V98H31ZM131 99V98H130ZM182 99V98H181ZM207 99H209V98H207ZM220 99V98H219ZM222 99V98H221ZM230 99V98H229ZM237 99V98H236ZM240 99V98H239ZM249 99V98H248ZM257 99V98H256ZM4 100H5V98H4ZM37 101H38V99H36ZM35 100V101H36ZM40 100H41V98H40ZM55 100V99H54ZM77 100V99H76ZM87 100H89V99H87ZM132 100V99H131ZM151 100V99H150ZM164 100V99H163ZM180 100V99H179ZM214 100V99H213ZM225 100V99H224ZM7 101H9V99L7 100ZM15 101V100H14ZM13 101V102H14ZM26 101V100H25ZM67 101V100H66ZM78 101H79V99H78ZM133 101V100H132ZM174 101V100H173ZM176 101V100H175ZM183 101V100H182ZM205 101V100H204ZM207 101H209V100H207ZM241 101V100H240ZM245 101V100H244ZM249 101V100H248ZM255 101H257V100H255ZM258 101H260L259 99H258ZM6 102V101H5ZM40 102V101H39ZM71 102V101H70ZM89 102V101H88ZM95 102V101H94ZM107 102V101H106ZM116 102V101H115ZM114 102V103H115ZM126 102V101H125ZM138 102V101H137ZM145 102V101H144ZM151 102V101H150ZM155 102H156V100H155ZM162 102V101H161ZM181 102V101H180ZM236 102V101H235ZM250 102V101H249ZM263 102V101H262ZM29 103V102H28ZM73 103V102H72ZM99 103V102H98ZM133 103H134V101H133ZM167 103H169V102H167ZM174 103V102H173ZM183 103V102H182ZM181 103V104H182ZM188 103V102H187ZM242 103H243V101H242ZM255 103V102H254ZM68 104V103H67ZM82 104V103H81ZM111 104V103H110ZM123 104V103H122ZM121 104V105H122ZM136 104V103H135ZM184 104V103H183ZM188 104H190V102L188 103ZM210 104H211V102H210ZM235 104V103H234ZM241 104V103H240ZM258 104V103H257ZM263 104V103H262ZM18 105V104H17ZM27 105V104H26ZM51 105V104H50ZM78 105V104H77ZM137 105V104H136ZM146 105V104H145ZM154 105V104H153ZM152 105V106H153ZM172 105V104H171ZM218 105V104H217ZM233 105V104H232ZM7 106V105H6ZM16 106V105H15ZM21 106V105H20ZM49 106V105H48ZM71 106V105H70ZM99 106V105H98ZM100 106H102V105H100ZM144 106V105H143ZM197 106V105H196ZM205 106V105H204ZM235 106V105H234ZM233 106V107H234ZM19 107V106H18ZM34 107V106H33ZM51 107V106H50ZM90 107H91V105H90ZM104 107H106V106H104ZM124 107H125V105H124ZM150 107V106H149ZM155 107V106H154ZM177 107V106H176ZM193 107H195V106H193ZM197 107H199V106H197ZM214 107H215V105H214ZM232 107V106H231ZM236 107V106H235ZM234 107V108H235ZM15 108V107H14ZM74 108V107H73ZM78 108V107H77ZM110 108H111V106H110ZM118 108V107H117ZM137 108V107H136ZM159 108V107H158ZM163 108H164V106H163ZM166 108V107H165ZM199 108H201V107H199ZM207 108V107H206ZM210 108V107H209ZM217 108H219V107H217ZM254 108V107H253ZM252 107H251V109H253ZM255 108H256V106H255ZM261 108V107H260ZM41 109V108H40ZM67 109V108H66ZM95 109H96V106H95ZM99 109V108H98ZM112 109V108H111ZM148 109V108H147ZM154 109V108H153ZM171 109V108H170ZM190 109V108H189ZM201 109H203V107L201 108ZM221 109V108H220ZM225 109V111H226V108H224ZM248 109V108H247ZM6 110V109H5ZM17 110V109H16ZM38 110V109H37ZM59 110L61 111V109L59 108ZM102 110V109H101ZM132 110V109H131ZM179 110V109H178ZM195 110H196V108H195ZM200 110V109H199ZM205 110V109H204ZM230 110V109H229ZM242 110V109H241ZM260 110V109H259ZM4 111V110H3ZM14 111V110H13ZM49 111V110H48ZM54 111V110H53ZM69 111V110H68ZM86 111V110H85ZM170 111V110H169ZM176 111H177V109H176ZM210 111V110H209ZM224 111V110H223ZM243 111V110H242ZM255 111V110H254ZM261 111V110H260ZM24 112V111H23ZM22 112V113H23ZM59 112V111H58ZM62 112H63V110H62ZM72 112V111H71ZM94 112H96V110H94ZM93 112V113H94ZM181 112V111H180ZM185 112V111H184ZM200 112V111H199ZM202 112V111H201ZM213 112V111H212ZM216 112V111H215ZM248 112V111H247ZM263 112V111H262ZM7 113H9L8 111H7ZM6 113V114H7ZM14 113H15V111H14ZM27 113V112H26ZM87 113V112H86ZM106 113V112H105ZM159 113V112H158ZM164 113V112H163ZM210 113V112H209ZM225 113V112H224ZM251 113V112H250ZM249 113V114H250ZM261 113V112H260ZM21 114V113H20ZM54 114H57V112L56 113H54ZM83 114V113H82ZM101 113H99V115H100ZM113 114V113H112ZM126 114V113H125ZM131 114V113H130ZM144 114V113H143ZM147 114V113H146ZM161 114H162V112H161ZM181 114H183V113H181ZM195 114V113H194ZM200 113H198V115H199ZM204 114V113H203ZM221 114H223V113H221ZM242 114H243V112H242ZM248 114V115H249ZM251 114H253V113H251ZM2 115V114H1ZM14 115H16V114H14ZM36 115H37V113H36ZM72 115H74V114H72ZM151 115V114H150ZM159 115V114H158ZM157 115V116H158ZM164 115V114H163ZM176 115V114H175ZM188 115V114H187ZM202 115V114H201ZM206 115V114H205ZM204 115V116H205ZM232 115H233V113H232ZM240 115V114H239ZM48 116V115H47ZM95 116H96V113H95ZM106 116V115H105ZM146 116V115H145ZM148 116V115H147ZM156 116V117H157ZM160 116H162V115H160ZM170 116H171V114H170ZM189 116V115H188ZM187 116V117H188ZM223 116V115H222ZM229 116V115H228ZM259 116V115H258ZM23 117V116H22ZM37 117V116H36ZM43 117V116H42ZM103 117V116H102ZM175 117V116H174ZM179 117V116H178ZM185 117H186V115H185ZM197 117V116H196ZM237 117V116H236ZM243 117H244V115H243ZM264 117V116H263ZM45 118V117H44ZM60 118V117H59ZM86 117H84V119H85ZM97 118V117H96ZM107 118V117H106ZM142 118V117H141ZM154 118V117H153ZM158 118V117H157ZM216 118V117H215ZM232 118V117H231ZM238 118V117H237ZM241 118V117H240ZM250 118V117H249ZM1 119V118H0ZM16 119V118H15ZM21 120H22V118H20ZM43 119V118H42ZM54 119V118H53ZM64 119V118H63ZM72 119V118H71ZM92 119H93V117H92ZM99 119V118H98ZM121 119V118H120ZM144 119H146V118H144ZM163 119V118H162ZM184 119V118H183ZM197 119H200V118H197ZM196 119V120H197ZM220 119H221V117H220ZM236 119V118H235ZM243 119V118H242ZM2 120V119H1ZM32 120V119H31ZM49 120H50V118H49ZM60 120V119H59ZM58 120V121H59ZM67 120H69V119H67ZM80 120H81V118H80ZM131 120V119H130ZM174 120V119H173ZM190 120V119H189ZM195 120V122L197 123V121ZM202 120V119H201ZM214 120V119H213ZM227 120V119H226ZM233 120V119H232ZM250 120V119H249ZM10 121V120H9ZM61 121V120H60ZM66 121V120H65ZM73 121V120H72ZM92 121V120H91ZM95 121V120H94ZM99 121V120H98ZM142 121V120H141ZM153 121V120H152ZM152 121H149V122H151V124H152ZM155 121H156V119H155ZM237 121V120H236ZM235 121V122H236ZM244 121V120H243ZM256 121V120H255ZM259 121V120H258ZM7 122V121H6ZM36 122V121H35ZM50 122V121H49ZM54 122V121H53ZM74 122V121H73ZM77 122V121H76ZM82 122V121H81ZM80 122V123H81ZM111 122V121H110ZM124 122V121H123ZM160 122V121H159ZM188 122V121H187ZM201 122H203V121H201ZM246 122V121H245ZM249 122V121H248ZM264 122V121H263ZM20 123V122H19ZM18 123V124H19ZM55 123V122H54ZM66 123V122H65ZM99 123H100V121H99ZM141 123V122H140ZM142 123H143V121H142ZM145 123V122H144ZM177 123V122H176ZM182 123V122H181ZM191 123H193V122H191ZM190 123V124H191ZM208 124H209V122H207ZM206 123V124H207ZM42 124V123H41ZM56 124V123H55ZM55 124H54V127H55ZM67 124H68V122H67ZM70 124V123H69ZM89 124H91V123H89ZM129 124V123H128ZM147 124V123H146ZM186 124V123H185ZM99 125V124H98ZM110 125V124H109ZM149 125V124H148ZM165 125V124H164ZM182 125V124H181ZM187 125V124H186ZM194 125V124H193ZM210 125V124H209ZM222 125V124H221ZM231 125V124H230ZM237 125V124H236ZM239 125V124H238ZM237 125V126H238ZM241 125V124H240ZM257 125V124H256ZM255 125V126H256ZM26 126V125H25ZM29 126V125H28ZM36 126V125H35ZM45 126V125H44ZM43 126V127H44ZM48 126V125H47ZM58 126H59V123H58ZM57 126V127H58ZM61 126V125H60ZM62 126H63V124H62ZM65 126V125H64ZM67 126V125H66ZM65 126V127H66ZM77 126H78V123H77ZM117 126H118V124H117ZM143 126V125H142ZM161 126V125H160ZM176 126V125H175ZM206 126V125H205ZM213 126V125H212ZM211 126V127H212ZM34 127V126H33ZM42 127V126H41ZM53 127V128H54ZM116 127V126H115ZM124 127H126V126H124ZM134 127V126H133ZM146 127V126H145ZM153 127V126H152ZM166 127V126H165ZM168 127V126H167ZM171 127H172V125H171ZM180 127V126H179ZM183 127V126H182ZM209 127V126H208ZM220 127V126H219ZM226 127V126H225ZM240 127V126H239ZM244 127V126H243ZM249 126H247V128H248ZM257 127V126H256ZM254 128V129H256V132L258 133V131H257V128ZM24 128H26V127H24ZM45 128V127H44ZM48 128V127H47ZM68 128V127H67ZM78 127H76L75 129H77ZM90 128V127H89ZM111 128V127H110ZM118 128V127H117ZM159 128V127H158ZM187 128V127H186ZM223 128V127H222ZM221 128V129H222ZM237 128V127H236ZM251 128V127H250ZM259 128V127H258ZM37 129H38V127H37ZM40 129V128H39ZM56 129V128H55ZM69 129V128H68ZM67 129V130H68ZM84 129V128H83ZM125 129V128H124ZM141 129H143V128H141ZM168 129V128H167ZM184 129V128H183ZM188 129V128H187ZM190 129V128H189ZM204 129V128H203ZM224 129V128H223ZM230 129V128H229ZM238 129V128H237ZM243 129H245V128H243ZM1 130V129H0ZM10 130V129H9ZM12 130V129H11ZM24 130V129H23ZM35 130V129H34ZM63 130V129H62ZM107 130V129H106ZM115 130V129H114ZM113 130V131H114ZM136 130V129H135ZM155 130V129H154ZM174 130V129H173ZM175 130H176V128H175ZM192 130V129H191ZM214 130V129H213ZM216 130V129H215ZM261 130V129H260ZM259 130V131H260ZM264 130V129H263ZM263 130H262V132H263ZM5 131V130H4ZM3 131V132H4ZM19 131H20V129H19ZM22 131V130H21ZM58 131V130H57ZM60 131V130H59ZM69 131H70V129H69ZM75 131V130H74ZM122 131V130H121ZM127 131V130H126ZM138 131V130H137ZM149 131V130H148ZM147 131V132H148ZM151 131H153L152 129H151ZM150 131V132H151ZM166 131V130H165ZM179 131V130H178ZM185 131H187V130H185ZM196 131V130H195ZM208 131H209V129H208ZM227 131V130H226ZM1 132V131H0ZM33 132V131H32ZM39 132V131H38ZM43 132V131H42ZM48 132V131H47ZM56 132V131H55ZM54 132V133H55ZM80 132V131H79ZM108 132H109V130H108ZM124 132V131H123ZM162 132V131H161ZM160 132V133H161ZM164 132V131H163ZM225 132V131H224ZM234 132H236V131H234ZM233 132V133H234ZM245 132V131H244ZM247 132V131H246ZM7 133H9V132H7ZM35 133V132H34ZM41 133V132H40ZM44 133V132H43ZM66 133V132H65ZM68 133V132H67ZM72 133H74V132H72ZM88 133H89V131H88ZM165 133V132H164ZM163 133V134H164ZM175 133H177V135L179 134V135H181L180 133H182V132H180V133H178V132H175ZM188 133V132H187ZM198 133V132H197ZM200 133L201 134H204V133H202L201 131H200ZM206 133V132H205ZM237 133H239V132H237ZM252 133V132H251ZM19 134H21V133H19ZM71 134V133H70ZM93 134V133H92ZM127 134V133H126ZM142 134V133H141ZM168 134V133H167ZM170 134V133H169ZM169 134H168V136H169ZM172 134V133H171ZM199 134V133H198ZM207 134V133H206ZM223 134V133H222ZM256 134V133H255ZM17 135H18V133H17ZM43 135V134H42ZM61 135V134H60ZM59 135V136H60ZM65 135V134H64ZM72 135V134H71ZM96 135V134H95ZM103 135V134H102ZM147 135V134H146ZM149 135H150V133H149ZM152 135V134H151ZM191 135H192V133H191ZM205 135V134H204ZM253 136H254V134H252ZM256 135H258V134H256ZM16 136V135H15ZM14 136V137H15ZM22 136V135H21ZM46 136V135H45ZM44 136V137H45ZM54 136H56V135H54ZM84 136H87L86 134L84 135ZM107 136V135H106ZM126 136V135H125ZM172 136V135H171ZM188 136V135H187ZM193 136V135H192ZM196 136V135H195ZM199 136V135H198ZM221 136V135H220ZM224 136V135H223ZM248 136V135H247ZM10 137V136H9ZM17 137V136H16ZM34 137V136H33ZM66 137V136H65ZM79 137V136H78ZM96 137V136H95ZM95 137H93V138H95ZM153 137V136H152ZM175 137H177V136H175ZM174 137V138H175ZM179 137V136H178ZM190 137V136H189ZM189 137H186V138H189ZM206 137V136H205ZM204 137V138H205ZM228 137V136H227ZM245 137V136H244ZM2 138V137H1ZM12 138V137H11ZM25 138V137H24ZM51 138V137H50ZM56 138V137H55ZM58 138V137H57ZM99 138H101V137H99ZM118 138V137H117ZM116 138V139H117ZM125 138V137H124ZM140 138H143V137H140ZM145 138H147V137H145ZM207 138H208V136H207ZM240 138V137H239ZM258 138V137H257ZM256 138V139H257ZM260 138L262 139V138H264L263 136L261 137V135H260ZM23 139V138H22ZM27 139V138H26ZM66 139V138H65ZM81 139V138H80ZM112 139V138H111ZM134 139H137V138H134ZM150 139V138H149ZM178 139V138H177ZM216 139V138H215ZM223 139V138H222ZM230 139V138H229ZM255 139V141H257ZM20 140V139H19ZM18 140V141H19ZM39 140V139H38ZM54 140H56V139H54ZM73 140V139H72ZM89 140V139H88ZM100 140H102V139H100ZM120 140H121V138H120ZM130 140V139H129ZM141 140V139H140ZM179 140V139H178ZM187 140H189V139H187ZM195 140V139H194ZM240 140V139H239ZM238 140V141H239ZM251 140H252V138H251ZM254 140V139H253ZM3 141H6V140H3ZM12 141V140H11ZM63 141V140H62ZM76 141H77V139H76ZM86 141V140H85ZM133 141V140H132ZM136 141H138V140H136ZM177 141V140H176ZM223 141V140H222ZM9 142V141H8ZM74 142V141H73ZM72 142V143H73ZM81 142V141H80ZM101 142V141H100ZM151 142V141H150ZM174 142V141H173ZM191 142V141H190ZM253 141H251V143H252ZM259 142V141H258ZM257 142V143H258ZM7 143V142H6ZM86 143V142H85ZM90 143H91V141H90ZM96 143V142H95ZM117 143V142H116ZM143 143V142H142ZM181 143V142H180ZM182 143H184V142H182ZM185 143H186V141H185ZM213 143H214V141H213ZM213 143L211 144V145H213ZM215 143H216V141H215ZM218 143H219V141H218ZM220 143H221V141H220ZM223 143V142H222ZM226 143V142H225ZM260 143V142H259ZM258 143V144H259ZM262 143V142H261ZM46 144V143H45ZM49 144V143H48ZM57 144V143H56ZM69 144V143H68ZM75 144H79V143H75ZM93 144V143H92ZM123 144V143H122ZM133 144V143H132ZM141 144V143H140ZM139 144V145H140ZM147 144V143H146ZM170 144H172V141H171V143ZM229 144V143H228ZM18 145V144H17ZM20 145H21V143H20ZM82 145H84V144H82ZM87 145V144H86ZM114 145V144H113ZM136 145H137V143H136ZM158 145V144H157ZM156 145V146H157ZM216 145V144H215ZM218 145V144H217ZM223 145V144H222ZM236 145V144H235ZM244 145V144H243ZM263 145V144H262ZM22 146V145H21ZM31 146V145H30ZM30 146H28V147H30ZM49 146V145H48ZM56 146V145H55ZM76 146V145H75ZM88 146H90V144H88ZM87 146V147H88ZM93 146V145H92ZM100 146V145H99ZM116 146V145H115ZM133 146V145H132ZM155 146V147H156ZM194 146V145H193ZM196 146H197V144H196ZM199 146V145H198ZM214 146V145H213ZM256 146H258V145H256ZM12 147V146H11ZM20 147V146H19ZM27 147V146H26ZM96 147V146H95ZM154 147V146H153ZM154 147V148H155ZM179 147V146H178ZM181 147V146H180ZM188 147H189V145H188ZM209 147H211V146H209ZM216 147V146H215ZM223 147H225V146H223ZM235 147V146H234ZM246 147V146H245ZM248 147V146H247ZM262 147V146H261ZM260 147V148H261ZM264 147V146H263ZM25 148V147H24ZM47 148V147H46ZM69 148V147H68ZM84 148H85V145H84ZM128 148V147H127ZM134 148V147H133ZM135 148H137V147H135ZM157 148V147H156ZM166 148V147H165ZM168 148H169V146H168ZM175 148V147H174ZM177 148V147H176ZM175 148V149H176ZM193 148V147H192ZM198 148V147H197ZM201 148H202V145H201ZM212 148V147H211ZM220 148H222L221 146H220ZM242 148H243V146H242ZM249 148H250V146H249ZM45 149V148H44ZM57 149V148H56ZM61 149V148H60ZM77 149V148H76ZM87 149H89V148H87ZM97 149V148H96ZM114 149V148H113ZM119 149H120V147H119ZM139 149V148H138ZM158 149V148H157ZM161 150L163 149V148H160ZM170 149H172V148H170ZM207 149H208V147H207ZM223 149V148H222ZM254 149V148H253ZM26 150V149H25ZM34 150V149H33ZM36 150V149H35ZM41 150V149H40ZM62 150V149H61ZM80 150V149H79ZM86 150V149H85ZM133 150V149H132ZM156 150V149H155ZM165 150V149H164ZM183 150V149H182ZM202 150V149H201ZM247 150V149H246ZM252 150V149H251ZM257 151H258V147H257V149H256ZM256 150H254V152L256 151ZM260 150H263V148L262 149H260ZM1 151H2V149H1ZM78 151V150H77ZM82 151H84V150H82ZM113 151V150H112ZM147 151H149V150H147ZM154 151V150H153ZM168 151V150H167ZM210 151V150H209ZM224 151V150H223ZM248 152H249V150H247ZM253 151V150H252ZM5 152V151H4ZM13 152V151H12ZM50 152V151H49ZM53 152V151H52ZM51 152V153H52ZM66 152H67V150H66ZM95 152H97L96 150H95ZM111 152V151H110ZM119 152V151H118ZM122 152V151H121ZM138 152V151H137ZM155 152V151H154ZM157 152V151H156ZM182 152V151H181ZM186 153H187V151H185ZM192 152V151H191ZM196 152H198V151H196ZM233 152V151H232ZM232 152H230V153H232ZM251 152V151H250ZM16 153V152H15ZM18 153H20L19 151H18ZM24 153V152H23ZM39 153V152H38ZM46 153H47V151H46ZM63 153V152H62ZM139 153V152H138ZM148 153V152H147ZM150 153H151V151H150ZM161 153V152H160ZM220 153V152H219ZM229 153V152H228ZM229 153V154H230ZM239 153H241V151H239ZM245 153H247L246 151H245ZM26 154V153H25ZM34 154V153H33ZM49 154V153H48ZM73 154V153H72ZM84 154V153H83ZM82 154V155H83ZM89 154V153H88ZM100 154V153H99ZM103 154V153H102ZM141 154V153H140ZM144 154V153H143ZM179 154V153H178ZM185 154V153H184ZM193 154V153H192ZM215 154V153H214ZM213 154V155H214ZM222 154V153H221ZM244 154V153H243ZM251 154V153H250ZM252 154H254V153H252ZM257 154V153H256ZM259 154V153H258ZM44 155H45V153H44ZM78 155V154H77ZM114 155V154H113ZM123 155V154H122ZM127 155V154H126ZM134 155V154H133ZM151 155H153V154H151ZM186 155V154H185ZM184 155V156H185ZM190 155V154H189ZM194 155V154H193ZM205 155V154H204ZM232 155H235V154H232ZM260 155V154H259ZM1 156V155H0ZM25 156V155H24ZM33 156V155H32ZM61 156V155H60ZM68 156V155H67ZM71 156V155H70ZM108 156V155H107ZM142 156V155H141ZM155 156H157V155H155ZM175 156V155H174ZM180 156V155H179ZM178 156V157H179ZM192 156V155H191ZM230 156V155H229ZM261 156H262V154H261ZM4 157H5V155H4ZM34 157V156H33ZM32 157V158H33ZM43 157V156H42ZM49 157H50V155H49ZM51 157H52V155H51ZM50 157V158H51ZM57 157V156H56ZM69 157V156H68ZM68 157H66V158H68ZM88 157H89V155H88ZM101 157V156H100ZM134 157V156H133ZM195 157V156H194ZM199 157V156H198ZM249 157H250V155H249ZM248 157V158H249ZM7 158V157H6ZM5 158V159H6ZM32 158H31V162H32ZM38 158H40V157H38ZM72 158V157H71ZM70 158V159H71ZM94 158V157H93ZM106 158V157H105ZM160 158V157H159ZM165 158V157H164ZM175 158V157H174ZM180 158H181V156H180ZM192 158V157H191ZM202 158V157H201ZM215 158V157H214ZM220 158H222V157H220ZM226 158V157H225ZM229 159H230V157H228ZM247 158V157H246ZM255 158V157H254ZM260 159L262 158V157H259ZM10 159V158H9ZM17 159V158H16ZM29 159V158H28ZM53 159V158H52ZM69 159V158H68ZM74 159V158H73ZM72 159V160H73ZM86 159V158H85ZM110 159V158H109ZM144 159V158H143ZM152 159V158H151ZM169 159H171V158H169ZM178 159V158H177ZM189 159H190V156H189ZM203 159H204V157H203ZM251 158H249V160H250ZM3 160V159H2ZM26 160H27V157H26ZM37 160V159H36ZM48 160V159H47ZM76 160V159H75ZM89 160V159H88ZM139 160V159H138ZM141 160V159H140ZM174 160V159H173ZM182 160H184L183 158L181 159V162H182ZM214 160V159H213ZM217 160V159H216ZM227 159H225V161H226ZM257 160V159H256ZM7 161V160H6ZM22 161V160H21ZM69 161V160H68ZM80 161V160H79ZM78 161V162H79ZM87 161V160H86ZM134 161V160H133ZM148 161V160H147ZM187 161V160H186ZM209 161H211V160H209ZM230 161V160H229ZM236 161V160H235ZM243 161V160H242ZM247 161V160H246ZM253 161V160H252ZM260 161V160H259ZM2 162V161H1ZM14 162V161H13ZM30 162V161H29ZM36 161H34V163H35ZM41 162V161H40ZM53 162V161H52ZM55 162V161H54ZM61 162H63V160L61 161ZM72 162H74V161H72ZM93 162V161H92ZM96 162V161H95ZM104 162V161H103ZM150 162V161H149ZM173 162V161H172ZM171 162V163H172ZM180 162V163H181ZM191 162H192V160H191ZM213 162V161H212ZM228 162V161H227ZM245 162V161H244ZM263 162V161H262ZM6 163V162H5ZM4 163V164H5ZM25 163V162H24ZM105 163V162H104ZM156 163V162H155ZM170 163V164H171ZM196 163V162H195ZM230 163H232V162H230ZM236 163V162H235ZM248 163V162H247ZM258 163V162H257ZM264 163V162H263ZM22 164V163H21ZM26 164H27V162H26ZM51 164V163H50ZM52 164H54V163H52ZM56 165H57V163H55ZM75 164H76V162H75ZM108 164V163H107ZM124 164V163H123ZM131 164H133V162L131 163ZM136 164V163H135ZM139 164V163H138ZM143 164V163H142ZM167 164V163H166ZM166 164H164V165H166ZM168 164H169V162H168ZM167 164V165H168ZM182 164V168L181 169H183V171H184V174L186 175L187 173H189L190 175V178H191V187H187V188H185V200H184V202H185V207H183L184 208V211H186V212H188L189 214L188 215H191L192 216V214H195V216L193 217L194 219H193V223H192V228L190 229V231H189V233H187V234H184V233H182V234H180V238H179V243H180V245H178V246H182L190 255V257H191V263L192 264H198V260H200V261H209L208 263L209 264H218L219 263V255L217 254V247H218V245H221L222 246V248L224 247V245H227V247H228V250L227 251H225V254H228V255H222V256H225V258L227 259H225V260H223L224 262H226L225 264H227V262L228 261H230V263L232 262V263H234V264H252V262L254 261V259H255V257H254V253H253V242H254V239H253V237L251 236V234H252V225H253V223H258L259 224V221H263L264 220V217H258L257 216V209H260V210H263V212H264V172L262 171L260 174H257V173H255V172H253V171H255V168H253V169H250L249 171H251V173H250V175L252 176V179L253 178H256L257 179V184H253V183H251V182H249V179H246V178H244L245 177V175L248 173V172H246L247 171V169L246 170H244L245 172H246V174L244 175V177H240V178H237L238 179V183H237V185L238 186H236V187H234L235 189L233 190L234 191V195H237V197H241L242 198V196H243V204L244 205H242V207H243V210H244V213L242 214V215H239L234 221H232L233 222V224L232 223H230L229 222V216H226L227 215V213L229 212H227L226 213V215L224 216L223 214H222V209L224 208L225 210H227L228 208H230L229 207V205H226V196L228 195V192H226L225 191V189L226 188H224L223 190H220V191H218L219 189H216V188H214V187H210V186H206V185H203V184H201V183H198V182H200L199 181V175L198 174H196L194 171H192L190 168H189V164L188 163H181ZM213 164H215V163H213ZM241 164V163H240ZM243 164V163H242ZM260 164V163H259ZM40 165V164H39ZM38 165V166H39ZM56 165H54V166H56ZM62 165H64V164H62ZM78 165V164H77ZM130 165V164H129ZM137 165V164H136ZM193 165V164H192ZM192 165H191V168H194V167H192ZM199 165V164H198ZM223 164H221V166H222ZM226 165V164H225ZM246 165V164H245ZM250 164H248V166H249ZM258 165V164H257ZM30 166V165H29ZM32 166V165H31ZM59 166V165H58ZM100 166V165H99ZM105 166V165H104ZM111 166V165H110ZM157 166V165H156ZM194 166V165H193ZM215 166V165H214ZM218 166V165H217ZM220 166V165H219ZM234 166V165H233ZM243 166H244V164H243ZM254 166H256V165H254ZM9 167V166H8ZM12 167V166H11ZM24 167V166H23ZM26 168H27V166H25ZM49 167V166H48ZM71 167V166H70ZM73 167V166H72ZM97 167V166H96ZM101 167V166H100ZM132 167V166H131ZM150 167V166H149ZM159 167V166H158ZM164 167H166V166H164ZM196 167V166H195ZM213 167V166H212ZM223 167V166H222ZM252 167H253V165H252ZM258 167V166H257ZM264 167V166H263ZM1 168V167H0ZM50 168V167H49ZM54 168V167H53ZM56 168V167H55ZM61 168V167H60ZM66 168V167H65ZM105 168V167H104ZM135 168V167H134ZM162 168H163V166H162ZM171 168H172V166H171ZM171 168H170V170H171ZM242 168V167H241ZM244 168H247V167H244ZM23 169V168H22ZM30 169V168H29ZM44 169V168H43ZM48 169V168H47ZM58 169V168H57ZM71 169V168H70ZM88 169V168H87ZM109 169V168H108ZM130 169H132V168H130ZM153 169V168H152ZM161 169V168H160ZM202 169V168H201ZM210 169V168H209ZM222 169V168H221ZM220 169V170H221ZM236 169V168H235ZM257 169V168H256ZM259 169V168H258ZM6 170V169H5ZM33 170H34V168H33ZM55 170V169H54ZM92 170V169H91ZM97 170V169H96ZM133 170V169H132ZM135 170V169H134ZM133 170V171H134ZM138 170H139V168H138ZM141 170V169H140ZM197 170V169H196ZM231 170V169H230ZM260 170V169H259ZM13 171V170H12ZM23 171V170H22ZM25 171V170H24ZM37 171V170H36ZM74 171V170H73ZM72 171V172H73ZM132 171V172H133ZM152 171V170H151ZM155 171V170H154ZM162 171V170H161ZM173 171V170H172ZM182 171V172H183ZM204 171H205V169H204ZM203 171V172H204ZM210 171V170H209ZM213 171V170H212ZM222 172H223V169L221 170ZM258 171V170H257ZM1 172V171H0ZM74 172H76V171H74ZM108 172V171H107ZM118 172V171H117ZM122 172V171H121ZM138 172V171H137ZM136 172V173H137ZM147 173L149 172V171H146ZM167 172V171H166ZM175 172V171H174ZM176 172H177V170H176ZM218 172H219V169H218ZM237 172V171H236ZM14 173V172H13ZM24 173H26V172H24ZM30 173V172H29ZM28 173V174H29ZM32 173V172H31ZM30 173V174H31ZM37 173V172H36ZM58 173V172H57ZM78 173V172H77ZM89 173V172H88ZM90 173H92V172H90ZM128 173V172H127ZM207 173V172H206ZM226 173V172H225ZM243 173V172H242ZM1 174V173H0ZM3 174V173H2ZM28 174H27V177H28ZM64 174V173H63ZM73 174V173H72ZM85 174H87V172L85 173ZM134 174V173H133ZM141 173H139V175H140ZM151 174V173H150ZM149 174V175H150ZM157 174V173H156ZM176 174V173H175ZM174 174V175H175ZM227 174V173H226ZM225 174V175H226ZM237 174V173H236ZM239 174V173H238ZM16 175V174H15ZM32 175H33V173H32ZM55 175V174H54ZM60 175V174H59ZM58 175V176H59ZM95 175V174H94ZM100 175V174H99ZM137 175V174H136ZM160 175V174H159ZM183 175V174H182ZM215 175H217V174H215ZM219 175H221V173L219 174ZM228 175V174H227ZM226 175V176H227ZM6 176V175H5ZM9 176V175H8ZM31 176V175H30ZM47 176V175H46ZM62 176V175H61ZM87 176H89V174L87 175ZM92 176V175H91ZM106 176V175H105ZM151 176H154V175H151ZM176 176H178V175H176ZM223 176V175H222ZM222 176H220V177H222ZM4 177V176H3ZM60 177V176H59ZM139 177V176H138ZM146 177V176H145ZM148 177V176H147ZM205 177V176H204ZM224 177V176H223ZM231 176H229V178H230ZM14 178V177H13ZM33 178V177H32ZM64 178H66V177H64ZM64 178H61V179H64ZM89 178V177H88ZM130 178V177H129ZM135 178V177H134ZM170 178V177H169ZM168 178V179H169ZM173 178H175V177H173ZM172 178V179H173ZM177 178V177H176ZM184 178V177H183ZM188 178V177H187ZM190 178H188V179H190ZM209 178V177H208ZM217 178V177H216ZM226 178V177H225ZM22 179V178H21ZM23 179H24V177H23ZM37 179V178H36ZM128 179V178H127ZM205 179H206V177H205ZM222 179V178H221ZM220 179V180H221ZM255 179V180H256ZM12 180V179H11ZM72 180V179H71ZM77 180H79V179H77ZM81 180V179H80ZM147 180V179H146ZM155 180H156V178H155ZM158 180V179H157ZM157 180H156V182H157ZM162 180V179H161ZM165 180H167V179H165ZM222 180H224V179H222ZM225 180H228L227 178L225 179ZM251 180V179H250ZM9 181V180H8ZM74 181V180H73ZM143 181V180H142ZM219 181V180H218ZM67 182V181H66ZM126 182V181H125ZM150 182H152V180L150 181ZM155 182V183H156ZM174 182V181H173ZM188 182V181H187ZM23 183V182H22ZM31 183V182H30ZM139 183V182H138ZM144 183V182H143ZM154 183V184H155ZM164 183V182H163ZM180 183V182H179ZM181 183H183L182 182V180H181ZM186 183V182H185ZM189 183V182H188ZM205 183V182H204ZM246 183H247V187H246ZM10 184V183H9ZM25 184H27V183H25ZM50 184V183H49ZM69 184V183H68ZM75 184V183H74ZM122 184V183H121ZM135 184V183H134ZM156 184H158V182L156 183ZM168 184H170V183H168ZM173 184V183H172ZM190 184V183H189ZM208 184V183H207ZM210 184V183H209ZM218 184V183H217ZM225 184H227L228 185V183H226L225 182ZM12 185V184H11ZM29 185V184H28ZM54 185V184H53ZM126 185V184H125ZM124 185V186H125ZM161 185V184H160ZM219 185V184H218ZM224 185V184H223ZM235 185H236V183H235ZM7 186H9V185H7ZM65 186V185H64ZM67 186H69V185H67ZM75 186V185H74ZM129 186V185H128ZM141 186V185H140ZM144 186V185H143ZM150 186H151V184H150ZM179 186H180V184H179ZM182 186V185H181ZM185 186V185H184ZM212 186V185H211ZM229 186V185H228ZM48 187V186H47ZM53 187V186H52ZM83 187V186H82ZM88 187V186H87ZM146 187H147V185H146ZM183 187V186H182ZM217 187V186H216ZM231 187V186H230ZM246 187V188H245ZM75 188V187H74ZM90 188V187H89ZM113 188V187H112ZM132 188V187H131ZM134 188V187H133ZM144 188V187H143ZM184 188V187H183ZM6 189V188H5ZM34 189V188H33ZM38 189H40V188H38ZM57 189V188H56ZM56 189H54V190H56ZM79 189V188H78ZM100 189V188H99ZM121 189V188H120ZM139 189V188H138ZM4 190V189H3ZM16 190V189H15ZM41 190H42V188H41ZM61 190V189H60ZM132 190H134V189H132ZM150 190V189H149ZM18 191V190H17ZM38 191V190H37ZM62 191V190H61ZM77 191V190H76ZM82 191V190H81ZM87 191V190H86ZM115 191V190H114ZM141 191V190H140ZM155 191V190H154ZM182 191V190H181ZM184 191V190H183ZM232 191V192H233ZM30 192H31V189H30ZM64 192V191H63ZM83 192V191H82ZM100 192V191H99ZM123 192V191H122ZM62 193V192H61ZM91 193V192H90ZM113 193V192H112ZM126 193V192H125ZM132 193V192H131ZM149 193H150V191H149ZM32 194V193H31ZM43 194V193H42ZM58 194V193H57ZM66 194H67V192H66ZM147 194V193H146ZM26 195V194H25ZM37 195V194H36ZM40 195H41V191H40ZM64 195V194H63ZM117 195H119V194H117ZM120 195H121V193H120ZM130 195H132V194H129V196ZM149 195V194H148ZM182 195H183V193H182ZM12 196V195H11ZM16 196V195H15ZM29 196V195H28ZM42 196V195H41ZM44 196H46V195H44ZM60 196V195H59ZM62 196V195H61ZM60 196V197H61ZM111 196V195H110ZM124 196V195H123ZM6 197H8V196H6ZM13 197V196H12ZM39 197V196H38ZM102 197V196H101ZM134 197H135V195H134ZM141 197H142V195H141ZM62 198V197H61ZM71 198V197H70ZM130 198V197H129ZM1 199H2V196H1ZM6 199V198H5ZM8 199V198H7ZM11 199V198H10ZM16 199V198H15ZM24 199V198H23ZM57 199V198H56ZM75 199H76V197H75ZM84 199V198H83ZM113 199H114V197H113ZM117 199V198H116ZM120 199V198H119ZM124 199V198H123ZM125 199H126V197H125ZM127 199H128V197H127ZM126 199V200H127ZM230 199V198H229ZM3 201H4V198L2 199ZM12 200V199H11ZM30 200V199H29ZM41 200V199H40ZM45 200V199H44ZM97 200V199H96ZM122 200V199H121ZM182 200V199H181ZM2 201V203H4ZM34 201V200H33ZM115 201V200H114ZM129 201V200H128ZM139 201V200H138ZM30 202V201H29ZM46 202V201H45ZM122 202V201H121ZM148 202V201H147ZM227 202H228V200H227ZM242 202V201H241ZM11 203V202H10ZM27 203V202H26ZM46 203H48V202H46ZM68 203V202H67ZM114 203V202H113ZM115 203H118V202H115ZM125 203V202H124ZM129 203H130V201H129ZM180 203V202H179ZM19 204H21L20 202H19ZM41 204V203H40ZM44 204V203H43ZM136 204V203H135ZM177 204V203H176ZM181 204V203H180ZM228 204V203H227ZM8 205V204H7ZM49 205V204H48ZM53 205V204H52ZM103 205V204H102ZM113 205V204H112ZM142 205V204H141ZM210 205H214L213 206V208L216 210L212 215L210 214V211H209V206ZM3 206V205H2ZM10 206V205H9ZM35 206V205H34ZM33 206V207H34ZM42 206V205H41ZM47 206V205H46ZM66 206V205H65ZM89 206V205H88ZM139 206V205H138ZM181 206V205H180ZM12 207V206H11ZM48 207V206H47ZM53 207V206H52ZM67 207V206H66ZM77 207V206H76ZM85 207V206H84ZM106 207V206H105ZM109 207L111 208V205H109ZM136 207V206H135ZM141 207H143V206H141ZM146 207H147V204H146ZM181 207V208H182ZM7 208V207H6ZM29 208V207H28ZM55 208V207H54ZM170 208H172V206L170 207ZM177 208V207H176ZM182 208V209H183ZM198 208H200V211H198V212H196L197 211V209ZM20 209V208H19ZM88 209H89V207H88ZM132 209V208H131ZM142 209V208H141ZM239 209V208H238ZM36 210V209H35ZM41 210H42V208H41ZM46 210V209H45ZM57 210V209H56ZM65 210V209H64ZM64 210H63V212H64ZM92 210V209H91ZM107 210V209H106ZM113 210H114V208H113ZM125 210V209H124ZM138 210H140V209H138ZM181 210V209H180ZM31 211V210H30ZM48 211H50L49 209H48ZM66 211V210H65ZM116 211V210H115ZM183 211V212H184ZM211 211H213V210H211ZM7 212V211H6ZM12 212H14L13 210H12ZM117 212V211H116ZM131 212V211H130ZM134 212V211H133ZM26 213V212H25ZM28 213V212H27ZM53 213H55V211L53 212ZM78 213V212H77ZM80 213V212H79ZM78 213V214H79ZM85 213V212H84ZM106 213V212H105ZM109 213H110V211H109ZM113 213V212H112ZM119 213V212H118ZM117 213V214H118ZM121 213H122V211H121ZM125 213H126V211H125ZM138 213V212H137ZM141 213V212H140ZM140 213H138V214H140ZM169 213V212H168ZM8 214V213H7ZM46 214V213H45ZM57 213H55V215H56ZM67 214V213H66ZM81 214V213H80ZM104 214V213H103ZM115 214V213H114ZM116 214V215H117ZM123 214H124V212H123ZM138 214H136V216L138 215ZM180 214H182V213H180ZM179 214V215H180ZM184 214V213H183ZM13 215V214H12ZM11 215V216H12ZM15 215V214H14ZM13 215V216H14ZM19 215H21V213H19ZM34 215V214H33ZM48 215V214H47ZM64 215V214H63ZM84 215V214H83ZM89 215V214H88ZM107 215V214H106ZM127 215H128V213H127ZM130 215V214H129ZM128 215V216H129ZM132 215V214H131ZM187 215V214H186ZM259 215V214H258ZM264 215V214H263ZM9 216V215H8ZM13 216H12V218H13ZM44 216V215H43ZM110 216H112V215H110ZM109 216V217H110ZM135 216V217H136ZM144 216V215H143ZM151 216V215H150ZM157 216V215H156ZM161 216V215H160ZM177 216V215H176ZM3 217V216H2ZM22 217V216H21ZM32 218H34L35 216H31ZM58 217H59V215H58ZM89 217V216H88ZM87 217V218H88ZM107 217H108V215H107ZM142 217V216H141ZM147 217V216H146ZM149 217V216H148ZM154 217V216H153ZM158 217V216H157ZM167 217V216H166ZM186 217V216H185ZM49 218V217H48ZM104 218H105V216H104ZM114 218V217H113ZM122 218V217H121ZM138 218V217H137ZM145 218V217H144ZM171 218H172V216H171ZM234 218V217H233ZM1 219V218H0ZM3 219H4V217H3ZM9 219V218H8ZM16 219V218H15ZM68 219V218H67ZM77 219V218H76ZM80 219V218H79ZM91 219V218H90ZM101 219H103V218H101ZM111 219V218H110ZM117 219V218H116ZM159 219H160V217H159ZM183 219V218H182ZM187 219V218H186ZM20 220V219H19ZM26 219H24V221H25ZM69 220V219H68ZM67 220V221H68ZM107 220H109V218H107ZM128 220V219H127ZM134 220L135 219H133V222H134ZM161 220H162V218H161ZM164 221H165V219H163ZM170 220V219H169ZM168 220V221H169ZM184 220V219H183ZM0 221H2V220H0ZM8 221V220H7ZM11 221L13 222V219H11ZM90 221H92V220H90ZM103 221V220H102ZM105 221V220H104ZM15 222H16V220H15ZM26 222V221H25ZM24 222V223H25ZM121 222V221H120ZM160 222V221H159ZM179 222H180V220H179ZM18 223V222H17ZM16 223V224H17ZM39 223V222H38ZM92 223V222H91ZM100 223V222H99ZM103 223V222H102ZM107 223H111L110 221L109 222H107ZM158 223V222H157ZM163 223V222H162ZM177 223H178V221H177ZM264 223V222H263ZM3 224V223H2ZM13 224H14V222H13ZM33 224V223H32ZM69 224V223H68ZM83 224V223H82ZM90 224V223H89ZM106 224V223H105ZM116 224V223H115ZM132 224V223H131ZM183 224V223H182ZM181 224V225H182ZM4 225V224H3ZM111 225V224H110ZM113 225V224H112ZM127 225V224H126ZM133 225H134V223H133ZM133 225H131L132 227H133ZM164 225V224H163ZM166 225H168V224H166ZM174 225V224H173ZM179 225H180V223H179ZM180 225V226H181ZM7 226V225H6ZM35 226V225H34ZM57 226V225H56ZM66 226V225H65ZM84 226V225H83ZM82 226V228H84V227H86V226H84L83 227ZM91 226V225H90ZM95 226V228H96V225H94ZM103 226V225H102ZM101 226V227H102ZM109 226V225H108ZM128 226V225H127ZM160 226H161V224H160ZM176 226H177V224H176ZM184 226H185V224H184ZM187 226V225H186ZM263 226H264V224H263ZM3 227V226H2ZM9 226H7V228H8ZM25 227V226H24ZM36 227V226H35ZM45 227V226H44ZM61 227V226H60ZM89 227V226H88ZM104 227H106V226H104ZM124 227V226H123ZM169 227V226H168ZM173 227V226H172ZM182 227V226H181ZM189 227V226H188ZM22 228V227H21ZM20 228V229H21ZM38 228V227H37ZM81 228V227H80ZM92 228V227H91ZM94 228V227H93ZM92 228V229H93ZM115 228V227H114ZM117 228V227H116ZM128 228V227H127ZM150 228V227H149ZM183 228V227H182ZM181 228V229H182ZM23 229V228H22ZM39 229V228H38ZM71 229V228H70ZM85 229V228H84ZM89 229V228H88ZM100 229H102V228H100ZM133 229V228H132ZM139 229V228H138ZM137 229V230H138ZM152 229V228H151ZM163 229V228H162ZM166 229V228H165ZM169 229V228H168ZM167 229V230H168ZM173 229H175V227L173 228ZM172 229V230H173ZM177 229V228H176ZM175 229V230H176ZM179 229V228H178ZM4 230V229H3ZM8 230H9V228H8ZM7 230V231H8ZM25 230H27V229H25ZM40 230V229H39ZM57 230V229H56ZM82 230V229H81ZM94 230V229H93ZM111 230V229H110ZM115 230V229H114ZM127 230V229H126ZM131 230V229H130ZM135 230V229H134ZM160 230V229H159ZM170 230V229H169ZM234 230L235 231H239V232H242L245 236H249V238L247 239V240H245L244 241V245L242 246L243 248L242 249H240L241 248V246L239 247V243H240V241H239V237L237 236V234H235L234 233ZM260 230V229H259ZM1 231V230H0ZM16 231V230H15ZM92 231V230H91ZM95 231H97V230H95ZM109 231V230H108ZM122 231H125V230H122ZM163 231V230H162ZM261 231V230H260ZM22 232V231H21ZM28 232H29V230H28ZM33 232V231H32ZM38 232V231H37ZM62 232V231H61ZM69 232H70V230H69ZM84 232V231H83ZM115 232V231H114ZM128 232V231H127ZM157 232V231H156ZM160 232H161V230H160ZM175 232V231H174ZM179 232H181V230L179 231ZM264 231L262 230L261 231V233H263ZM19 233H20V231H19ZM36 233V232H35ZM64 233V232H63ZM81 233V232H80ZM92 233H94V232H92ZM92 233H91V235H92ZM104 233V232H103ZM111 233V232H110ZM162 233V232H161ZM173 233V232H172ZM242 233H241V235H242ZM22 235H23V233H22ZM26 235H27V233H26ZM31 235H32V233H31ZM37 235H38V233H37ZM85 235H86V233H85ZM87 235H88V233H87ZM94 235H98V232H96V233H94ZM100 235H101V233H100ZM106 235H107V232H106ZM122 235H124V233H122ZM165 235H166V232H165ZM243 235V236H244ZM78 236H80V235H78ZM105 236V235H104ZM155 236H156V233H155ZM258 236H260L259 235V233H258ZM0 237H2V236H0ZM15 237V236H14ZM32 237V236H31ZM35 237H36V235H35ZM37 237H39V236H37ZM83 237V236H82ZM100 237V236H99ZM103 237V236H102ZM157 237V236H156ZM257 237V236H256ZM16 238V237H15ZM92 238H94V237H92ZM108 238V237H107ZM125 238V237H124ZM88 239V238H87ZM91 239V238H90ZM97 239V238H96ZM101 239V238H100ZM257 239V238H256ZM255 239V240H256ZM262 239H263V237H262ZM24 240V239H23ZM27 240V239H26ZM35 240H37V239H35ZM39 240V239H38ZM89 240V239H88ZM94 240V239H93ZM172 240V239H171ZM178 240V239H177ZM264 240V239H263ZM7 241V240H6ZM12 241V240H11ZM25 241V240H24ZM28 241V240H27ZM82 241V240H81ZM101 241V240H100ZM122 241V240H121ZM176 241V240H175ZM23 242V241H22ZM89 242V241H88ZM243 242V241H242ZM13 243V242H12ZM59 243H60V240H59V238H58V236H57V234H55L54 232H49V233H46L44 236H43V238L42 239H40L37 243H35V242H33V241H31V243H30V246H29V251H31V252H33V253H36V254H39V255H46V254H48L49 252H50V250H55V248L59 245ZM79 243V242H78ZM126 243V242H125ZM176 243V242H175ZM17 244V243H16ZM27 244V243H26ZM86 244H88V243H86ZM98 244H100L99 242H98ZM97 244V245H98ZM102 244V243H101ZM108 244V243H107ZM121 245H122V243H120ZM162 244V243H161ZM15 245V244H14ZM23 245V244H22ZM29 245V244H28ZM68 246H70L69 244H68ZM76 246V245H75ZM155 246V245H154ZM177 246V245H176ZM257 246H258V244H257ZM257 246H254L255 248L257 247ZM261 246H262V244H261ZM16 247V246H15ZM14 247V248H15ZM73 247V246H72ZM85 247V246H84ZM89 247V246H88ZM102 247V246H101ZM175 247V246H174ZM259 247V246H258ZM264 247V246H263ZM62 248V247H61ZM78 248V247H77ZM9 249H11V248H9ZM24 249V248H23ZM175 249H176V247H175ZM175 249L173 248V249H171V250H169V254H171V258L170 257H168V258H170L171 259V262H170V264L171 263H174V264H176L175 263V259H176V255H175ZM182 249V248H181ZM261 249V248H260ZM18 250V249H17ZM68 250H69V248H68ZM77 250V249H76ZM86 250V249H85ZM84 250V251H85ZM88 250H90V249H88ZM258 250V249H257ZM1 251H3V250H1ZM0 251V252H1ZM15 251H16V249H15ZM22 251V250H21ZM73 251H74V249H73ZM82 251V250H81ZM177 251V250H176ZM4 252V251H3ZM11 252V251H10ZM86 253H87V251H85ZM167 253H168V251H166ZM174 252V253H173ZM224 252V251H223ZM222 252V253H223ZM262 254H264V248H263V250H261L260 251ZM18 253V252H17ZM21 253V252H20ZM27 253V252H26ZM66 253H68V252H66ZM83 253V252H82ZM150 253V252H149ZM173 253V254H172ZM180 253V252H179ZM256 253H258V252H256ZM11 254V253H10ZM22 254V253H21ZM28 254V253H27ZM165 254V253H164ZM221 254V253H220ZM4 255H5V253H4ZM50 255H52V254H50ZM68 255H70V253L68 254ZM67 254H66V256H68ZM77 255V254H76ZM183 255H184V253H183ZM10 256V255H9ZM14 256V255H13ZM38 256V255H37ZM78 256V255H77ZM4 257V256H3ZM48 257V256H47ZM163 257H165L164 255H163ZM264 257V256H263ZM1 258V257H0ZM10 258V257H9ZM62 258V257H61ZM68 258V257H67ZM76 258V257H75ZM39 259V258H38ZM48 259V258H47ZM50 259V258H49ZM54 259V258H53ZM56 260V259H55ZM54 260V261H55ZM68 260V259H67ZM70 260H71V258H70ZM69 260V261H70ZM77 260V259H76ZM52 261V260H51ZM53 261V262H54ZM66 261V260H65ZM80 261V260H79ZM222 261V262H223ZM259 261H262V260H259ZM11 262H13L12 260H11ZM168 262V261H167ZM1 263V262H0ZM6 263V262H5ZM73 263V262H72ZM76 263V262H75ZM178 263V262H177ZM205 263V262H204ZM229 263V264H230ZM262 263V262H261ZM264 263V262H263ZM16 264V263H15ZM53 264V263H52ZM56 264V263H55ZM77 264V263H76ZM145 264H147V262H145ZM179 264H180V262H179ZM207 264V263H206ZM222 264V263H221Z\"/></svg>","mask_w":264,"mask_h":264}]
</instances>
